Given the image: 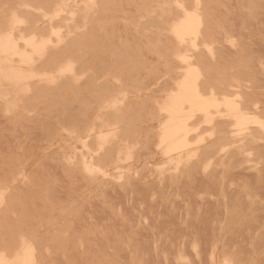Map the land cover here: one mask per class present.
Here are the masks:
<instances>
[{"label": "rangeland", "instance_id": "obj_1", "mask_svg": "<svg viewBox=\"0 0 264 264\" xmlns=\"http://www.w3.org/2000/svg\"><path fill=\"white\" fill-rule=\"evenodd\" d=\"M123 1H125L127 3H125V2L123 3ZM123 1L122 0H48V1L47 0H15V1L14 0H8V1L7 0H3V1L0 0V37H3L4 35H8L9 33H12V37L14 36L13 38L15 39V42H17V46L19 47L18 49L21 51H24L25 53H28L29 55L28 54L27 55L30 56L29 59H31V57H32L31 60H29L27 58L29 60V61H27V59H25V60L21 59L20 56H19V58H20L19 59L17 55H16V57H17L16 58L14 55H8V54H2V53L0 54V57H1L0 58V66H1L0 68L3 70V71H0V95H1L0 96V121L3 120L2 122H0V134H1L0 139H2V140H0V142H2V143H0V187H1L0 188V205H1L0 206V241L2 240L0 242V244H1L0 245V252L2 251L0 254L4 255V257L7 256L8 257V258L6 257L7 259H10L12 256H14L13 258L10 259L11 261H14L17 256H19L20 254H23V252H24L23 250H26L27 248H32L31 250L29 249V251H31L30 252V264H48L47 262H49V264H65V263L66 264H83L84 263L83 260H85L84 264H90V263L91 264H125V263L126 264H138L139 262H140V264H144V263L145 264H149V263L150 264H157V263L158 264H168L167 262L173 263V264L174 263L175 264H194V263L195 264H229L230 262H231L230 264H242V263L243 264H251L250 263L251 261H252V264H260V263L264 264V251H263L264 250V244H263L264 243V237H262V236H264V235H262V233L264 232V228H263L264 227V223H263L264 222V220H263V218H264V216H263L264 215V199H263L264 198V192H263L264 191V188H263L264 187V185H263L264 181H262L264 179V176H263L264 175V163L262 164V162H264V158H262V157H264V155H262V154H264V152H263L264 146H262V144H264V114H263L264 113V99H263L264 98V89H263L264 88V66H263L264 65V53H263V51H264L263 50L264 49V45H263L264 44V34H263L264 33V23H261V22H264V2H263L264 0H246V1L245 0H212L213 2H211V0H207V1H205V0H199V1L198 0H148V1L147 0H137V2L140 4V6H139V4H137V2L135 0H123ZM232 1H233V3H232ZM228 2H229V4H227ZM238 2H239V4H237ZM260 3H261V6H259ZM124 4L126 7L124 6ZM187 4H188V6H186ZM242 4L244 6H242ZM214 5L215 6L217 5L218 7L216 6L214 8ZM233 5L235 6L236 9L234 8ZM239 5H240V9L238 8ZM228 6H229V8H232V9H228L227 8ZM236 6H238V7H236ZM206 7H207V9H206ZM258 7H259V9H258ZM126 8H127V10H126ZM130 8H132V9H130ZM189 8H190V10H189ZM133 9H134V11H133ZM214 9H217V10H214ZM218 9H220V10L218 11ZM223 9H224V12L222 11ZM191 11H193V12L196 11L199 18H200V24L198 26V31H197L198 35H196V36L194 35L195 37H193L192 34L190 36L188 35L182 41V39L180 40V38H177V35L173 34V33H175L174 32V28L176 26L175 23H178L181 19H183L187 15V13L188 14H189V12L193 13ZM239 11L241 12V15H240ZM59 12H62V13L58 14ZM208 12L211 14H209ZM236 12H238V13L236 14ZM34 14H35V16H34ZM56 14H58V15H56ZM214 14H216L217 16L216 15L214 16ZM255 14L257 15V17ZM226 15H228V16H226ZM258 15H260V16H258ZM236 16H237V18H236ZM17 17L24 20V22H22L23 24L17 23V24H19V25H17L16 22H14L15 18H17ZM248 17H249V19H248ZM226 18H227V20H226ZM259 18H260V20H259ZM208 19H209V21L210 20L211 21L209 22ZM214 19H216V20L214 21ZM241 19H243V20L241 21ZM246 19H247V22H246V24H244ZM212 21H213V23H212ZM217 21H219L220 23ZM238 21H239V23H238ZM252 21H254V22H252ZM141 22H143V23H141ZM233 22L235 24H233ZM240 22H242L241 25H240ZM248 22H250V23H248ZM118 23H119V26H118ZM121 23L124 25H122ZM172 23H174V24H172ZM29 24H33V25H29ZM250 24H253V25H250ZM142 25H143V27H142ZM172 25L174 28L172 27ZM245 25L246 26L248 25L247 26L248 28ZM9 26L11 28H9ZM153 26H155V27H153ZM228 26H229V28H228ZM235 26L237 28L242 29V31H244L245 33L242 32L240 29L235 28ZM253 26H254V28H253ZM209 27L210 28L212 27L213 29L212 28L210 29ZM232 27L234 29H232ZM257 27L261 28L262 31H261V29H258ZM110 28H111V30H110ZM16 29H17V31H16ZM52 29L55 32H53ZM227 29H229L231 31H229ZM253 29H254V31H252ZM119 30H121L123 33L120 32ZM214 30H216V31H214ZM234 30L235 31L239 30L238 31L239 33L237 31L235 33ZM255 30H257V31H255ZM58 32H59V34H58ZM221 32L224 33V36H222L223 33H221ZM19 33L22 34L26 39L30 40L31 38H34V40H36V42H39V43L45 42V45L43 48L46 50H42L38 54H35L36 52L31 51L32 50L31 47L24 44V43H26V41L24 40V38H22V36L20 37ZM55 34H56V36H55ZM147 34H149L150 36ZM142 35L143 36L145 35V36L143 37ZM59 36L61 38H59ZM256 37H258L257 39H259L260 41L262 40L263 43L257 39L255 40ZM247 38H249V39H247ZM166 39H167V41H166ZM191 39H193L194 41L193 40L191 41ZM16 40H19V41H16ZM178 40H179V42L182 41L181 42L182 44L180 43V46H179ZM221 40H222V42H221ZM253 40H255L256 43ZM21 41H23V42H21ZM49 41L52 42L53 45ZM116 41H118V43ZM141 41H142V43H141ZM187 41H189V42H187ZM242 41H243V43H245V45L242 43ZM245 41H247V42H245ZM214 42H216V43H214ZM248 42L249 43L251 42L250 43L251 45L246 44ZM252 42H254L255 44ZM164 43L167 46L164 45ZM194 43H195V45H194ZM49 44H51V45L49 46ZM113 44H116L115 47H113L114 46ZM117 44H120V45L118 46ZM252 44L254 45V47ZM109 45H111V46L109 47ZM190 45H191V47H188ZM217 45H219V46H217ZM221 45H223L224 47ZM138 46H140L139 49H138ZM86 47H88V48H86ZM124 47H125V49H124ZM135 47H136V49H135ZM146 47H148V48H146ZM153 47H155V48L153 49ZM248 48H250V51ZM254 48H255V50H254ZM256 48L261 49V50L258 51V50H256ZM102 49H104V50H102ZM134 49H135V52H134ZM243 49L244 50L247 49L248 51L247 50L244 51ZM121 51L122 52L125 51V52L122 53ZM204 51H206V53ZM228 51H229V53H227ZM243 51L245 53L249 52V54H245V53H243ZM66 52H67V54H66ZM178 52L180 55L178 54ZM186 52L188 53V56H189L187 61H190L191 64L190 63L188 64L187 61L185 64V60L183 59V56H185L184 53L187 55ZM222 52H224V53H222ZM252 52L254 54H252ZM259 52H260V54H258ZM33 53L35 55H33ZM131 53H132V55H131ZM163 53H165V54H163ZM166 53L169 54V56H171V57L169 58V56H167ZM225 53H227V55ZM231 53H232V55H231ZM239 54L242 56H238ZM181 55H182V58L180 57ZM244 55H245V57H244ZM261 55L263 58L261 57ZM12 56H13V58L14 57L15 58L14 59L11 58ZM192 56H194V57H192ZM236 56H238L237 59H236ZM246 56H248V58ZM144 57H145V59H144ZM152 57H154V58H152ZM175 57H178V58L180 57V59L175 58ZM204 57H205V59H203ZM222 57L224 59L227 58V60L230 59L231 61L230 60L227 61L226 59L224 60ZM208 58H209V60H207ZM239 58L241 60H239ZM101 59H103V60H101ZM195 59H197V60H195ZM218 59H219V61H218ZM70 60L73 62H71ZM140 60H141V62H140ZM183 60H184V62H183ZM223 60L228 62V63L224 62ZM242 60H244V61L246 60V61L245 62L243 61L244 62L243 63ZM256 60L258 63H256ZM19 61H20V63H19ZM21 61H23V62H21ZM220 61H221V63H220ZM237 61L240 65L237 63ZM25 62L27 64H25ZM130 62H131V64H130ZM206 62L208 64L210 63V65H208ZM222 62H224V63H222ZM230 62L231 63L233 62L232 65ZM95 63H97L99 65H97ZM212 63H214V64H212ZM234 63L238 64V65H236L237 67L235 66ZM33 64L36 66H33ZM91 64H93V65H91ZM243 64L245 66H243ZM89 65H90V67H89ZM188 65H192V66L194 65L195 68H198V69L194 70L195 73L193 71L191 74H189L187 69L190 66H188ZM202 65H203V67H202ZM219 65L221 68L220 67L217 68V66H219ZM226 65H228V66H226ZM149 66H151V67H149ZM169 66H170V68H169ZM173 66L176 68L174 69ZM178 66L181 68H179ZM213 66L216 68H213ZM230 66L231 67L233 66V67L231 68ZM250 66H252V67L256 66L255 67L256 70L254 69V67L250 68ZM71 67H73V68H71ZM223 67H226V68H223ZM242 67H243V69H242L243 71L241 70ZM244 67H245V69H244ZM258 67L260 69H258ZM35 68H37V69H35ZM67 68H71L72 70L69 69L70 70L69 71ZM64 69L68 70L69 72L64 71ZM161 69H162V71H161ZM219 69H221V70H219ZM237 69H238V71H240V73L236 72ZM252 69L255 71H253ZM24 70H26V71H24ZM73 70H74V72H71ZM168 70L170 71V73ZM197 70H199V71H197ZM246 70H247V73H246ZM61 71L63 73H61ZM217 71H219V72H217ZM65 72H67V73H65ZM224 72L228 75V77L226 74H224ZM235 72H236V74H232ZM243 72H245V73H243ZM249 72H251V74ZM252 72H253V74H252ZM254 72H256L257 75ZM257 72H259V73H257ZM133 73H134V75H133ZM149 74L151 77L152 76L153 77L151 78L149 76ZM185 74H187L188 76ZM237 74H239V75L242 74L243 79H245V78H247V79L243 80L242 77L241 76L238 77L239 75H237ZM17 75H22V76L20 78L15 77ZM38 75L40 77H38ZM205 75H206V77H205ZM234 75H236V76H234ZM253 75L256 78L252 77ZM43 76L45 78H43ZM135 76H136V78H135ZM245 76H247V77H245ZM140 77H142V78H140ZM189 77H191V80H192V78L196 79L195 82H197V83H195V84L197 85V87L199 88V90L203 94L205 93V96L211 97L212 96L211 94H213V91H215L214 92L215 98H217V102H219V101L220 102L216 106L215 105L212 106L213 108L210 107L211 109H209L208 114H205L203 112H195L194 118L190 120L191 129H192L193 133L192 132L189 133L187 145L183 148L172 149L168 146L167 143H165L163 145L161 144L160 136L162 137V135H163V132L161 133V130L163 131V129H165L166 126L164 125V123L168 124L169 123L168 118L170 119V114L169 115L166 114V112H165L166 110H164L163 108L165 107L166 103H167L166 106H168L169 104L171 105V103L174 101L173 100L174 96L175 97L177 96L175 94L176 93L180 94L181 89H180V86H178V85L181 84V81L186 82L187 79L190 80ZM210 77H212V79H214V78L215 79L212 80ZM248 77H249V81H248ZM7 78H9V79H7ZM39 78H42V79H39ZM51 78H52V80H51ZM150 78H151L152 83L154 82L153 84L150 81H148V80H150ZM198 78H200V79H198ZM48 79H50V80H48ZM54 79H56V80H54ZM210 79H211V81H210ZM144 80H147V81H144ZM163 80H165L166 82L165 81L163 82ZM220 80H222V81H220ZM252 80H253V82H252ZM260 80L262 82H260ZM167 81L168 82L170 81L169 82L170 84ZM209 81L211 83H209ZM225 81H227V82H225ZM256 81H257V83H256ZM144 82H146V83H144ZM161 82L164 83V86H163V84H161ZM200 83L202 85H200ZM182 84L184 87L185 86L184 83H182ZM229 84H231V85H229ZM249 84H251V85H249ZM161 85L163 88L161 87ZM158 87L159 88L161 87L160 90L158 89ZM168 87H170L171 89ZM183 87L181 86L182 90L184 89ZM251 87H253V88H251ZM178 88L180 89V91ZM209 88L210 89L212 88L213 90L211 89L212 90L211 91V90H209ZM250 88H251V90H250ZM28 89L30 90V92L29 91L26 92ZM156 89L159 92L156 91ZM104 90H105V92H104ZM170 90H172V91H170ZM227 90H228V92H230L232 94L227 93ZM169 91H170V94H169ZM173 92L175 94H173ZM209 93H210V95H209ZM222 93H224V94H222ZM247 93L248 94L251 93V94L248 95ZM257 95L258 96L263 95V96L262 97L260 96V98H258ZM2 96L5 98H3ZM60 96H61V98H60ZM170 96L172 97V100H171ZM222 96L225 98L226 97H231L232 99L234 98L237 102L240 103L241 108L248 114L249 117H252L253 119L258 118L257 120L262 122V124L252 121V122H249L250 124L247 123L246 125H244L243 128L236 126V117L234 116L233 113L228 112L229 109L226 106V102H223L224 99L222 98ZM6 97H8L7 98L8 100L6 99ZM219 97H221L222 99ZM251 97H253V98H251ZM254 98H255V102H254ZM221 101H222V103H221ZM249 101H250V103H249ZM35 103H36V105H35ZM261 104H263V105H261ZM219 105H221V106L219 107ZM222 105H224V106H222ZM249 105H251V107H248ZM8 109H9V111H8ZM93 109H95V110H93ZM250 109H252V110H250ZM6 110H7V112H6ZM215 111H217V112H215ZM223 112H224V114H223ZM92 113L96 114V116L93 115ZM167 113H169V112H167ZM251 113H254V114H251ZM204 114H205V117H204ZM255 114H257V115H255ZM85 115H86V117H85ZM167 115L169 116L168 118H167ZM195 115H198V116H195ZM87 116H89V117H87ZM99 116H101V117L99 118ZM1 117H3V118H1ZM206 117H208V118H206ZM97 118H99V119L96 120ZM111 118L115 122H113V120ZM165 118H167V119H165ZM1 123L2 124L4 123V124L1 125ZM158 123H159V125H158ZM228 123L229 124L231 123V124L229 125ZM108 126H109V129H108ZM159 126L161 128H159ZM36 128H37V130H36ZM195 128H197V129H195ZM92 129H95V131H93ZM156 129H160V131L156 130ZM38 130H40V131H38ZM80 130H82V131H80ZM91 130H92V132L90 133ZM110 130H112V131H110ZM196 130H197V132H196ZM38 132H41V133L38 134ZM53 132H54V134H53ZM106 132H113V133H106ZM126 132L127 133L129 132V134H127ZM71 133L74 135H72ZM105 133L107 136H105ZM108 134H111L112 137H110V135H108ZM20 135H21V137H19ZM34 135H36V136H34ZM101 135H103V137H105V138H103V140H104L103 145L101 144L103 142L101 139V137H102ZM51 136H52V138H51ZM114 136H116V138ZM126 136H128V137L126 138ZM37 137H39V138H37ZM87 137H88V139H87ZM158 137L160 138V142L157 143V141L159 140ZM8 138H10V139H8ZM19 138H20V140H19ZM32 138L34 141L33 140L31 141ZM124 138H125V141H124ZM98 139H99V142H97ZM155 139H157V141H155ZM40 140H43V141H40ZM86 140H88V141H86ZM10 141H12V143ZM23 141H24V143H23ZM49 141H52V142H49ZM81 141L83 142V144L84 143L85 144L83 145ZM144 141H145V144H144ZM105 142H106V144H105ZM148 142H149V144L147 145ZM27 143H29L31 148H30V146L27 145ZM153 143H155V144H153ZM157 144H159V145L161 144V146L158 145L156 147ZM257 144L258 145L261 144V145L258 146ZM39 145H41V146H39ZM86 145H88V146L86 147ZM96 145H101L100 146L101 150H99V147ZM136 145H137V147H136ZM151 145L156 149L154 150V148ZM3 147H5V149ZM135 147H136V150H135ZM41 148H42V150H41ZM84 148H86V149H84ZM131 148L132 149L134 148V149L132 150ZM76 149H78V150H76ZM102 149H104V150H102ZM162 149L165 151H163ZM251 149H253V151ZM115 150H117V151H115ZM3 151H5V152H3ZM96 151H98V152H96ZM142 151H144L143 154H142ZM259 151H261V152H259ZM32 152H34V153H32ZM94 152L96 153L95 155L93 154ZM111 152H112V154H111ZM114 152H115V154H114ZM8 153H10V154H8ZM20 153H21V155H20ZM79 153H82V154L79 155ZM130 153H132V154H130ZM97 154H99V156ZM113 154L115 156H113ZM53 155H55V156H53ZM58 155H59V158H58ZM91 155H94V156L92 157ZM125 155L126 156L129 155L127 157V159H125L126 158ZM210 155H212V156H210ZM221 155H222V157H221ZM68 156H69V158H68ZM83 157H85V159ZM73 158H75L76 160ZM122 158H124V159L122 160ZM226 158H228V160ZM251 158L253 160H251ZM254 158H256L257 160H254ZM72 159H73V161H72ZM83 159L85 160V162L83 161ZM87 159H89V160H87ZM110 159H111V161H110ZM236 159H238L240 162L237 163ZM125 160L127 162H125ZM43 161L45 164L43 163ZM50 161L52 162V164ZM233 161H234V163L232 164ZM216 162H219V163H216ZM56 163H57V165H56ZM86 163H87V166H86ZM53 164H54V166H53ZM164 164H165V166H164ZM49 165H51L50 169H49L50 171L47 169V167L49 168ZM200 165H202V166H200ZM231 165H233V166H231ZM58 166H59V168H58ZM93 166H94V169L92 170ZM193 166H195V167H193ZM88 167H90V168H88ZM155 167H157V168H155ZM215 167H216V170L214 169ZM122 168H123V171H122ZM5 169H7L6 172H5ZM39 169H42V170L38 171ZM45 169H46V171H45ZM220 169H222V170H220ZM231 169H234V170H231ZM32 170H33V172L37 171V174L34 175L33 172H31ZM58 170H60V171H58ZM192 170L193 171L196 170V172H193ZM229 170H230V172H229ZM200 171H201L202 175L200 174ZM7 172H9V173H7ZM55 172L56 173L59 172L60 174L59 173L56 174ZM189 172H190V174H189ZM210 172H212V173H210ZM227 172L230 175L233 173L231 175L232 177ZM246 172H248V173H246ZM255 172L257 173L256 175L254 174ZM40 173H41V175H39ZM50 173L55 174V175L52 176V174H50ZM143 173L144 174L148 173V174H145L146 175L145 176ZM43 174H44V176H43ZM119 174L122 175L124 178L121 177ZM198 174H200V175H198ZM212 174L214 176H212ZM217 174L218 175L221 174V175L217 176ZM38 175L41 179L38 178ZM188 175H190V176H188ZM226 175H227V177H226ZM241 175H242V177H241ZM243 175H244V178H243ZM253 175H255L257 178L253 177ZM41 176H43L45 181L43 180V178ZM165 176L167 178H165ZM192 176H194V179H192L193 178ZM63 177H65V178H63ZM78 177L79 178L81 177V178L79 179ZM198 177H202V178H198ZM216 177H217V179H216ZM249 177H250V180H248ZM195 178H197V179H195ZM227 178H229L228 180L230 182H228ZM231 178L234 181H231ZM58 179H61V180H58ZM242 179H244V180H242ZM254 179H255V183L253 181ZM36 180H38V181L35 182ZM208 180H210V181H208ZM43 181H44V183H43ZM167 181H168V184H167ZM199 181L202 182V184H205L206 186L204 187V185H202V187L200 188L201 183ZM206 181H208V182H206ZM248 181L251 183H249ZM34 182L36 184H34ZM40 182H41V184H40ZM47 182H49V183H47ZM135 182H137V184ZM187 182H189V184H186ZM203 182H205V183H203ZM224 182L225 183L228 182L227 186L229 189L227 188L228 189L227 191H229V192L226 191L225 188L227 186L224 187V185H226V184H224ZM236 182H237V184H235ZM37 183H38V185H37ZM133 183L135 184V186ZM212 183H214V184H212ZM240 183H241V186H240ZM58 184H60L62 187H59L60 185H58ZM156 184L158 187L156 186ZM165 185H167V186H165ZM180 185L182 186V189L180 188L181 187ZM31 186H33V187H31ZM137 186H138V189L141 186H142V188H140L139 190L134 189V188H137ZM153 186H156L157 188H155ZM163 186H165V188ZM251 186H253V187H251ZM258 186H259V188H257ZM81 187H82V189H80ZM183 187H186V188L188 187L187 188L188 191H186L185 188L183 189ZM207 187H209L208 190H210V191H208L206 189ZM214 187H216L217 190ZM55 188H58V189H55ZM110 188H111V190H110ZM203 188H205L204 190H206L208 193L204 192ZM4 189H6V191H7L6 193H4V191H5ZM76 189L79 192L76 191ZM154 189H156V190H154ZM197 189H199V191ZM213 189H215V190H213ZM234 189H235V191L237 189L239 191L237 190V192H235ZM56 190H58V191H56ZM67 190H69V191H67ZM135 190L137 191V193H135L136 192ZM145 190H147L149 192V194ZM164 190H165V193H167V194L164 193ZM63 191H64V193L65 192H68V193L64 194ZM116 191H118L119 193L117 192L118 193L117 194ZM157 191H159V192H157ZM185 191L188 194L185 193ZM194 191H198L199 193L196 194ZM215 191H216V193H215ZM217 191H219V194H217L218 193ZM230 191H231V193H230ZM258 191H260V192H258ZM128 192H130V194ZM138 192H141L142 194L145 193L144 194L145 197L148 195H149V197L145 198L143 196V198H144L143 199L142 194L141 193L139 194ZM209 192H211V193L209 194ZM225 192H227V193L224 194ZM261 192H263V193H261ZM1 193H3V194H1ZM146 193L148 195H146ZM179 193L180 194L182 193L181 194L182 196ZM236 193L237 194L239 193L238 197H237ZM108 194L111 197L107 196ZM115 194H116V197H115ZM133 194H135V195H133ZM186 194H187V196H185L186 197L185 198L184 195H186ZM119 195L123 197L122 199L124 202H122L121 198H120L121 201L118 200ZM128 195L131 198V199L129 198V200H128ZM192 195H193V197H192ZM214 195L216 197H214ZM62 196L66 197V198H64ZM242 196L244 197V199H241V198H243ZM262 196H263V198H262ZM190 197L193 198V200L190 201V199H191ZM138 198H140V199H138ZM232 198H234V200ZM96 199L98 201H96ZM102 199H103V201H101ZM113 199H115V200H113ZM136 199L139 201H137ZM196 199H198V200H196ZM205 199H206V201H205ZM207 199H208V201H207ZM134 200L137 201V203L136 202L132 203ZM176 200H178V201L180 200V201L178 202ZM185 200H186V202H185ZM238 200H239V202H238ZM111 201H113V202H111ZM114 201L116 202V204ZM145 201L146 202L148 201V202L146 203ZM149 201H150V203H149ZM209 201H212V202H209ZM231 201H232L233 205H237V206H235V209H234V206L231 205ZM155 202H157V203H155ZM159 202H160V204H158ZM169 202H171V203L169 204ZM182 202H183V204H182ZM206 202H207V204H206ZM237 202L239 205L237 204ZM240 202H242V203L244 202L245 204L244 203L240 204ZM1 203L2 204L4 203L3 204L4 206H2ZM27 203H28V205H27ZM99 203L103 207H101L99 205ZM126 203H127V205H126ZM163 203H164V205H163ZM213 203H216V205ZM38 204H40L41 206L43 204V206L41 207ZM117 204H119L120 206L118 205V207L115 209V206H117ZM151 204H152V207H151ZM180 204H182V205H180ZM212 204H213V206L215 205L214 207H216V208L211 207ZM223 204H224V207H223ZM17 205H19V206L17 207ZM97 205H99V206H97ZM108 205H111V206L108 207ZM128 205H130V206L128 207ZM147 205H149V206H147ZM173 205H174V207H173ZM218 205H219V207H218ZM196 206H197V209H196ZM248 206L250 207V209ZM28 207L30 209V212L33 209V211L31 213L28 211L29 210ZM132 207H134V208L131 209ZM162 207H163V209H162ZM204 207H206V209H207V211L205 213L206 215L204 214V212H205ZM221 207H223L224 209ZM97 208L100 210H98ZM151 208L152 209L154 208L153 211ZM176 208H178V209H176ZM208 208L210 211L208 210ZM241 208L243 209V211ZM85 209H86V212H85ZM126 209L127 210L129 209V210L127 211ZM142 209L144 211L145 210L146 211L144 212ZM164 209L167 210V212L164 211ZM180 209H182L183 211ZM96 210H98V212ZM101 210H103V212H101ZM124 210H125V212H124ZM133 210H134V212H133ZM149 210H151V211H149ZM178 210H180V211H178ZM91 211H92V213H91ZM104 211H105V213H104ZM126 211H127V214H125ZM201 211H203V212H201ZM219 211L221 214L219 213ZM244 211H245V213H242ZM140 212L146 213V214L148 213L147 215L149 217L146 214L144 216V214H141ZM161 212L163 213V215ZM184 212H186V213H184ZM41 213L44 215H42ZM96 213L99 214V216ZM100 213H101V215H100ZM108 213H110V214H108ZM151 213H153V215H151ZM164 213L167 215H165ZM202 213L204 214V216ZM241 213H242V215H241ZM95 214H96V217H95ZM219 214H220V216H219ZM8 215H10V216H8ZM127 215H129V216H127ZM137 215H139V216H137ZM140 215H142L144 217H142ZM171 215H172V218H171ZM243 215H244V218H243ZM255 215H257L258 217ZM40 216L42 219L40 218ZM162 216H164V217H162ZM169 216H170V219H169ZM174 216L176 218H174ZM200 216H202V217H200ZM206 216H209V219H207L208 217H206ZM221 216H222V218H221ZM81 217H83V218H81ZM105 217H106V220L105 219L103 220V218H105ZM128 217H130L131 219H132V217L133 218L135 217L134 218L135 220L132 219L134 222L131 219H130L131 221H128V219H127ZM151 217H153V218H151ZM211 217L213 219L216 218L217 221L216 220L214 221ZM245 217H246V219H245ZM10 218H12V219H10ZM31 218H33V219H31ZM95 218H96V220H95ZM107 218H108V220H107ZM147 218H149V219H147ZM155 218H156V220H154ZM193 218L194 219L196 218V219L194 220ZM238 218H240V219H238ZM258 218H259V221L257 220ZM121 219L123 220V222ZM176 219H177V222H176ZM192 219H193V221L190 222ZM235 219H236V222H235ZM252 219H254L253 220L254 222L252 221ZM32 220H34V221H32ZM76 220L78 223L76 222ZM100 220H101V222H100ZM139 220H141V221H139ZM148 220L149 221L152 220V223L151 222L149 223ZM162 220L164 222H165V220L167 222L169 221L170 223L165 222L166 223L165 224ZM170 220L171 221L173 220L172 221L173 223ZM232 220H233V222H232ZM260 220H261V223H260ZM142 221L143 222L145 221V223H143ZM187 221H188V223H187ZM209 221H212V222H209ZM221 221H222V223H221ZM14 222H15V224H14ZM99 222H100V224H99ZM159 222H160V224H159ZM200 222H202V223H200ZM12 223L14 225H12ZM30 223H31V226L29 225ZM101 223H103V224H101ZM109 223H112V224H109ZM120 223H122V224H120ZM176 223H179V224H176ZM207 223L208 224L211 223V224H209L210 226ZM216 223H218V225ZM247 223L249 225H252V226H248ZM107 224H108V226H107ZM150 224H155V225H150ZM193 224H195V225H193ZM260 224H261V226H260ZM32 225H34L36 228H34ZM120 225H121V227H120ZM159 225H161V226H159ZM162 225H163V227H162ZM75 226L78 228L75 229L76 228ZM143 226H145V227H143ZM154 226H157V227H154ZM103 227L105 230L103 229ZM117 227H119V228L117 229ZM125 227H127V228H125ZM140 227H141V230H139ZM151 227H153V228H151ZM180 227H182L183 229L185 228V230H183ZM192 227H193V230H192ZM230 227L233 229H231ZM247 227H249L251 229H249ZM159 228H161L162 231L164 230L163 234H162L161 229H159ZM169 228H172V232L175 229L174 231L176 233L175 232L172 233L171 231H168ZM238 228H240L241 230ZM259 228H260V230H259ZM110 229H112V230H110ZM148 229H149V231H148ZM197 229H198V231H197ZM92 230H94V231H92ZM177 230L179 233L177 232ZM182 230H183V233L180 232ZM191 230H192V232L194 231L193 232L194 234L191 232ZM101 231H102V233H101ZM112 231H113V233H112ZM141 231L143 234L140 233ZM196 231H197V233H196ZM206 231H209V232H207L205 234L204 232H206ZM261 231H263V232L259 233ZM120 233H122V234H120ZM145 233H147V234L145 235ZM168 233H171L170 234L171 236L167 235ZM209 233H210V235H209ZM217 233H218V235H217ZM108 234H110V235H108ZM138 234H140V235H138ZM156 234L159 235V236L157 235L159 237V239H157L158 237L156 236ZM188 234L192 240L191 241L192 243L190 242ZM222 234L223 235L225 234V235L223 236ZM245 234H246V236H245ZM249 234L252 236H250ZM259 234H260V239L258 237ZM71 235H73V236H71ZM152 235H153V237H152ZM165 235H166V238H165ZM175 235L177 236V238L175 237ZM235 235H236V237H235ZM144 236H145V239H144ZM148 236H150L149 237L150 240H148L149 239ZM162 236H163L164 240L162 239ZM167 236H169L171 238H169ZM186 236H188V237L186 238ZM198 236L200 238H198ZM220 236H222V237H220ZM240 236L243 238H241ZM22 237H24V238H22ZM112 237H114V238H112ZM178 237H179V239H178ZM180 237H181V240H180ZM251 237H254V238H251ZM75 238H76V240H75ZM111 238L113 239V241ZM146 238L148 241L146 240ZM208 238H210V239L208 240ZM248 238H249V240H248ZM261 238H263V239L261 240ZM8 239H9V241H8ZM139 239L141 240V242L139 241ZM142 239L146 243H144V241ZM170 239H172L171 241H173V242H171ZM259 240H261V243H259ZM197 241L200 243H198ZM212 241H214V242H212ZM228 241L230 242V244L228 243ZM21 242H23V243H21ZM25 242H27V243H25ZM164 242H166V243H164ZM189 242H190V244H189ZM224 242L228 243L229 247H228V244L225 245ZM171 244H173L174 246ZM188 244L190 247L188 246ZM222 244H224V246ZM241 244H242V246H241ZM2 245H3V247H2ZM102 245L105 247H103ZM147 245L149 246V248ZM153 245H154V247H152ZM156 245L157 246L160 245V246H158L160 248H156L157 247ZM179 245L181 246V248H179ZM184 245L189 250L190 249L191 250L189 251L187 248H185ZM238 245H240V246L238 247ZM243 245H244V247H243ZM246 245H248V246H246ZM253 245L254 246L256 245V247H254ZM257 245L259 246V248ZM16 246H18V247H16ZM161 246H162L163 250H162ZM209 246H210V248H209ZM15 247H16V249H15ZM92 247L94 249L96 248V250H94ZM168 247H170V248H168ZM171 247H172V250H171ZM174 247L177 248V250L175 248L176 251L174 250ZM206 247H208V248H206ZM245 247H247V248L250 247L251 250H250V248L246 249ZM11 248H13V249H11ZM125 248H126V250H125ZM138 248H139V251H138ZM141 248H143V249H141ZM145 248H147L148 250H145ZM165 248H166L167 253L165 251ZM97 250L99 252L96 253ZM108 250H110V251H108ZM130 250H132V251H130ZM157 250H158V252H157ZM187 250L189 252H192L194 256L191 255L192 253H188ZM224 250L226 251V253H228L227 255H225L226 253L224 252ZM12 251H14V252H12ZM86 251H88V252H86ZM135 251L137 254L135 253ZM143 251H144V253H143ZM147 251H149L151 253H149ZM174 251L176 252V254ZM186 251L188 254L186 253ZM238 251H239V253L242 251L243 252L241 254H239ZM44 252H45V255H44ZM119 252H120V254H118ZM156 252H157V255H156ZM160 252H162V253H160ZM169 252L173 253V255ZM11 253H12V255H11ZM127 253L128 254L130 253L131 256L128 255ZM147 253L149 254L148 256L145 255ZM153 253L155 256L153 255ZM200 253H202V254H200ZM259 253H261V254H259ZM73 254L77 258H75V256L73 257L72 256ZM139 254H142V255H139ZM189 254H190L191 258H194V259H191L190 256H188ZM246 254H248V259H247ZM127 255H128V257H127ZM137 255H138V257H137ZM170 255H172V256H170ZM207 255H208V257H207ZM86 256L88 258H91V257L92 258L87 260L88 258ZM89 256H91V257H89ZM72 257H73L74 261L72 260ZM78 257H80V258H78ZM160 257H161V260H160ZM167 258L169 261L167 260ZM169 258L171 260H173V259L174 260L171 261ZM78 259H80L81 261H79ZM104 259H105V261H104ZM110 259H112V260H110ZM126 259L129 261H125ZM145 259H148V260H145ZM244 259L247 262L244 261ZM64 260H66V261L64 262ZM101 260H103V261H101ZM144 260L146 262L148 261L149 263L148 262L146 263ZM241 260H242V263L240 262ZM57 261H59V262H57ZM69 261H71V262H69ZM93 261H95V262H93ZM108 261H111V262L108 263ZM117 261H118V263H117ZM193 261H195V262H193ZM154 262H156V263H154Z\"/></svg>", "mask_w": 264, "mask_h": 264}, {"label": "bare ground", "instance_id": "obj_2", "mask_svg": "<svg viewBox=\"0 0 264 264\" xmlns=\"http://www.w3.org/2000/svg\"><path fill=\"white\" fill-rule=\"evenodd\" d=\"M2 1H3V0H2ZM7 1H8V0H7ZM14 1H15V0H14ZM47 1H48V0H47ZM122 1H123V0H122ZM135 1L137 2V0H135ZM147 1H148V0H147ZM198 1H199V0H198ZM205 1H207V0H205ZM245 1H246V0H245ZM54 2H55V1H54ZM79 2H80V1H79ZM117 2H118V1H117ZM124 2H125V1H123V3H124ZM140 2H141V1H140ZM202 2H203V1H202ZM211 2H213V1L211 0ZM221 2H222V1H221ZM225 2H226V1H225ZM234 2H235V1H234ZM253 2H254V1H253ZM258 2H259V1H258ZM263 2H264V1H263ZM2 3H3V2H2ZM51 3H52V2H51ZM125 3H127V2H125ZM141 3H142V2H141ZM177 3H178V2H177ZM180 3H181V2H180ZM209 3H210V2H209ZM232 3H233V1H232ZM243 3H244V2H243ZM249 3H250V2H249ZM255 3H256V2H255ZM10 4H11V3H10ZM135 4H136V3H135ZM137 4H139V3L137 2ZM204 4H205V3H204ZM207 4H208V3H207ZM227 4H229V2H228ZM237 4H239V2H238ZM240 4H241V3H240ZM246 4H247V3H246ZM118 5H119V4H118ZM251 5H252V4H251ZM253 5H254V4H253ZM124 6H125V4H124ZM128 6H129V5H128ZM139 6H140V4H139ZM186 6H188V4H187ZM204 6H205V5H204ZM216 6H217V5H216ZM216 6L214 5V8H215ZM226 6H227V5H226ZM233 6H234V5H233ZM242 6H244V5L242 4ZM242 6H241V7H242ZM259 6H261V3H260ZM121 7H122V6H121ZM125 7H126V6H125ZM125 7H124V8H125ZM196 7H197V6H196ZM210 7H211V6H210ZM217 7H218V6H217ZM236 7H238V6H236ZM250 7H251V6H250ZM250 7H249V8H250ZM254 7H255V6H254ZM227 8H228V9H232V8H229V6H228ZM234 8H235V6H234ZM238 8L240 9V5H239ZM49 9H50V8H49ZM130 9H132V8H130ZM187 9H188V8H187ZM206 9H207V7H206ZM209 9H210V8H209ZM235 9H236V8H235ZM258 9H259V7H258ZM11 10H12V9H11ZM124 10H125V9H124ZM126 10H127V8H126ZM126 10H125V11H126ZM128 10H129V9H128ZM189 10H190V8H189ZM214 10H217V9H214ZM219 10H220V9H218V11H219ZM6 11H7V10H6ZM115 11H116V10H115ZM131 11H132V10H131ZM133 11H134V9H133ZM184 11H185V10H184ZM222 11L224 12V9H223ZM249 11H250V10H249ZM258 11H259V10H258ZM108 12H109V11H108ZM120 12H121V11H120ZM135 12H136V11H135ZM172 12H173V11H172ZM185 12H186V11H185ZM191 12H193V11H191ZM220 12H221V11H220ZM231 12H232V11H231ZM239 12H240V11H239ZM251 12H252V11H251ZM262 12H263V11H262ZM27 13H28V12H27ZM60 13H62V12H59L58 14H60ZM64 13H65V12H64ZM114 13H115V12H114ZM133 13H134V12H133ZM208 13H209V12H208ZM214 13H215V12H214ZM225 13H226V12H225ZM234 13H235V12H234ZM237 13H238V12H236V14H237ZM258 13H259V12H258ZM260 13H261V12H260ZM58 14H56V15H58ZM119 14H120V13H119ZM209 14H211V13H209ZM209 14H208V15H209ZM220 14H221V13H220ZM223 14H224V13H223ZM262 14H263V13H262ZM262 14H261V15H262ZM56 15H55V16H56ZM135 15H136V14H135ZM215 15H216V14H214V16H215ZM233 15H234V14H233ZM240 15H241V12H240ZM252 15H253V14H252ZM255 15H256V14H255ZM28 16H29V15H28ZM34 16H35V14H34ZM211 16H212V15H211ZM216 16H217V15H216ZM218 16H219V15H218ZM220 16H221V15H220ZM224 16H225V15H224ZM226 16H228V15H226ZM238 16H239V15H238ZM258 16H260V15H258ZM59 17H60V16H59ZM166 17H167V16H166ZM205 17H206V16H205ZM230 17H231V16H230ZM230 17H229V18H230ZM256 17H257V15H256ZM207 18H208V17H207ZM215 18H216V17H215ZM231 18H232V17H231ZM236 18H237V16H236ZM238 18H239V17H238ZM243 18H244V17H243ZM210 19H211V18H210ZM248 19H249V17H248ZM250 19H251V18H250ZM256 19H257V18H256ZM262 19H263V18H262ZM262 19H261V20H262ZM40 20H41V19H40ZM164 20H165V19H164ZM172 20H173V19H172ZM212 20H213V19H212ZM215 20H216V19H214V21H215ZM226 20H227V18H226ZM231 20H232V19H231ZM233 20H234V19H233ZM239 20H240V19H239ZM242 20H243V19H241V21H242ZM252 20H253V19H252ZM257 20H258V19H257ZM257 20H256V21H257ZM259 20H260V18H259ZM125 21H126V20H125ZM145 21H146V20H145ZM208 21H209V19H208ZM210 21H211V20H210ZM210 21H209V22H210ZM221 21H222V20H221ZM228 21H229V20H228ZM234 21H235V20H234ZM236 21H237V20H236ZM14 22H16V24H17V23H22V22H24V20L21 19V18H18V17H17V18H15ZM169 22H170V21H169ZM217 22H219V21H217ZM224 22H225V21H224ZM243 22H244V21H243ZM246 22H247V19H246V21L244 22V24H246ZM252 22H254V21H252ZM119 23H120V22H119ZM119 23H118V26H119ZM141 23H143V22H141ZM212 23H213V21H212ZM219 23H220V22H219ZM238 23H239V21H238ZM241 23H242V22H240V25H241ZM248 23H250V22H248ZM256 23H257V22H256ZM261 23H264V22H261ZM16 24H15V25H16ZM22 24H23V23H22ZM121 24H122V23H121ZM154 24H155V23H154ZM172 24H174V23H172ZM175 24H176L175 28H174L173 25H172V27L174 28V32H175V33H173V34H174V35H177V38H180V40L182 39V41H183V40L186 38V36H188V35L190 36V35L192 34L193 37H195L196 35H198V34H197V31H198V26H199V24H200V18H199V16H198V14H197L196 11H194L193 13H190V12H189V14L187 13V15H186L183 19H181L178 23H175ZM207 24H208V23H207ZM225 24H226V23H225ZM225 24H224V25H225ZM233 24H235V23L233 22ZM233 24H232V25H233ZM253 24H254V23H253ZM253 24H250V25H253ZM17 25H19V24H17ZM29 25H33V24H29ZM50 25H51V24H50ZM122 25H124V24H122ZM155 25H156V24H155ZM211 25H212V24H211ZM216 25H217V24H216ZM222 25H223V24H222ZM227 25H228V24H227ZM256 25H257V24H256ZM259 25H260V24H259ZM209 26H210V25H209ZM212 26H213V25H212ZM242 26H243V25H242ZM245 26H246V25H245ZM247 26H248V25H247ZM247 26H246V27H247ZM261 26H262V25H261ZM15 27H16V26H15ZM142 27H143V25H142ZM153 27H155V26H153ZM169 27H170V26H169ZM243 27H244V26H243ZM246 27H245V28H246ZM250 27H251V26H250ZM259 27H260V26H259ZM9 28H11V27L9 26ZM164 28H165V27H164ZM209 28H210V27H209ZM211 28H212V27H211ZM211 28H210V29H211ZM226 28H227V27H226ZM228 28H229V26H228ZM235 28H237V27L235 26ZM247 28H248V27H247ZM253 28H254V26H253ZM255 28H256V27H255ZM257 28H258V27H257ZM13 29H14V28H13ZM96 29H97V28H96ZM114 29H115V28H114ZM116 29H117V28H116ZM118 29H119V28H118ZM124 29H125V28H124ZM212 29H213V28H212ZM232 29H234V28L232 27ZM237 29H240V28H237ZM258 29H261V28H258ZM11 30H12V29H11ZM108 30H109V29H108ZM110 30H111V28H110ZM121 30H122V29H121ZM121 30H119V31L122 32ZM129 30H130V29H129ZM142 30H143V29H142ZM167 30H168V29H167ZM216 30H217V29H216ZM216 30H214V31H216ZM227 30H229V29H227ZM240 30L242 31V29H240ZM248 30H249V29H248ZM16 31H17V29H16ZM25 31H26V30H25ZM52 31H53V29H52ZM99 31H100V30H99ZM117 31H118V30H117ZM211 31H212V30H211ZM229 31H231V30H229ZM234 31H235V30H234ZM236 31H237V30H236ZM236 31H235V33H236ZM238 31H239V30H238ZM238 31H237V32H238ZM246 31H247V30H246ZM252 31H254V29H253ZM255 31H257V30H255ZM259 31H260V30H259ZM259 31H258V32H259ZM261 31H262V29H261ZM261 31H260V32H261ZM9 32H10V31H9ZM12 32H13V31H12ZM35 32H36V31H35ZM53 32H55V31H53ZM96 32H97V31H96ZM110 32H111V31H110ZM141 32H142V31H141ZM141 32H140V33H141ZM152 32H153V31H152ZM227 32H228V31H227ZM242 32H244V31H242ZM33 33H34V32H33ZM93 33H94V32H93ZM122 33H123V32H122ZM211 33H212V32H211ZM213 33H214V32H213ZM221 33H223V32H221ZM233 33H234V32H233ZM238 33H239V32H238ZM238 33H237V34H238ZM244 33H245V32H244ZM244 33H243V34H244ZM262 33H263V32H262ZM19 34H20V33H19ZM58 34H59V32H58ZM102 34H103V33H102ZM110 34H111V33H110ZM252 34H253V33H252ZM257 34H258V33H257ZM263 34H264V33H263ZM121 35H122V34H121ZM121 35H120V36H121ZM147 35H149V34H147ZM147 35H146V36H147ZM194 35H195V36H194ZM202 35H203V34H202ZM253 35H254V34H253ZM21 36H22V38H24V40L26 41V43H24V44H26L27 46L31 47V48H32L31 51L36 52L35 54H38V53L41 52L42 50H46V49L43 48L44 45H45V42L43 43V42L41 41L42 43H39V42H36V40H34V38H31V39L29 40V39H26L22 34H20V37H21ZM35 36H36V35H35ZM55 36H56V34H55ZM85 36H86V35H85ZM92 36H93V35H92ZM142 36H143V35H142ZM144 36H145V35H144ZM144 36H143V37H144ZM149 36H150V35H149ZM167 36H168V35H167ZM222 36H224V33L222 34ZM232 36H233V35H232ZM236 36H237V35H236ZM240 36H241V35H240ZM247 36H248V35H247ZM258 36H259V35H258ZM13 37H14V36H13ZM13 37H12V33H9L8 35H4L3 37H0V54L2 53V54L14 55L15 57H16V55H17L18 58H19V56H20L21 59H24V60L27 59V58L29 59L30 56H28V55H29L28 53H25L24 51H21V50L18 49L19 47L17 46V42H15V39H14ZM17 37H18V36H17ZM32 37H33V36H32ZM37 37H38V36H37ZM86 37H87V36H86ZM99 37H100V36H99ZM121 37H122V36H121ZM121 37H120V38H121ZM123 37H124V36H123ZM126 37H127V36H126ZM132 37H133V36H132ZM213 37H214V36H213ZM242 37H243V36H242ZM244 37H245V36H244ZM253 37H254V36H253ZM22 38H21V39H22ZM43 38H44V37H43ZM56 38H57V37H56ZM59 38H61V37L59 36ZM89 38H90V37H89ZM102 38H103V37H102ZM115 38H116V37H115ZM117 38H118V37H117ZM169 38H170V37H169ZM187 38H188V37H187ZM222 38H223V37H222ZM245 38H246V37H245ZM251 38H252V37H251ZM257 38H258V37H256L255 40H256ZM260 38H261V37H260ZM18 39H19V38H18ZM37 39H38V38H37ZM62 39H63V38H62ZM109 39H110V38H109ZM111 39H112V38H111ZM131 39H132V38H131ZM131 39H130V40H131ZM242 39H243V38H242ZM247 39H249V38H247ZM19 40H20V39H19ZM19 40H16V41H19ZM22 40H23V39H22ZM27 40H28V41H27ZM50 40H51V39H50ZM58 40H59V39H58ZM138 40H139V39H138ZM141 40H142V39H141ZM143 40H144V39H143ZM145 40H146V39H145ZM150 40H151V39H150ZM189 40H190V39H189ZM192 40H193V39H191V41H192ZM222 40H223V39H222ZM222 40H221V42H222ZM251 40H252V39H251ZM255 40H253V41L256 43ZM257 40H259V39H257ZM44 41H45V40H44ZM51 41H52V40H51ZM76 41H77V40H76ZM97 41H98V40H97ZM136 41H137V40H136ZM158 41H159V40H158ZM166 41H167V39H166ZM182 41L179 42V40H178V42H179V46H180V43H181ZM185 41H186V40H185ZM185 41H184V42H185ZM193 41H194V40H193ZM240 41H241V40H240ZM249 41H250V40H249ZM259 41H260V40H259ZM21 42H23V41H21ZM49 42H50V41H49ZM84 42H85V41H84ZM84 42H83V43H84ZM116 42L118 43V41H116ZM144 42H145V41H144ZM144 42H143V43H144ZM147 42H148V41H147ZM151 42H152V41H151ZM156 42H157V41H156ZM164 42H165V41H164ZM184 42H183V43H184ZM187 42H189V41H187ZM197 42H198V41H197ZM199 42H200V41H199ZM245 42H247V41H245ZM254 42H252V43H254ZM260 42H262V40H261ZM46 43H47V42H46ZM50 43L53 45L52 42H50ZM88 43H89V42H88ZM98 43H99V42H98ZM141 43H142V41H141ZM185 43H186V42H185ZM214 43H216V42H214ZM242 43H243V41H242ZM250 43H251V42H250ZM250 43L248 42V43H246V44H250ZM255 43H254V44H255ZM257 43H258V42H257ZM262 43H263V42H262ZM262 43H261V44H262ZM51 44H49V46H50ZM55 44H56V43H55ZM55 44H54V45H55ZM73 44H74V43H73ZM77 44H78V43H77ZM135 44H136V43H135ZM138 44H139V43H138ZM181 44H182V43H181ZM191 44H192V43H191ZM243 44L245 45V43H243ZM259 44H260V43H259ZM18 45H19V44H18ZM46 45H47V44H46ZM56 45H57V44H56ZM111 45H112V44H111ZM111 45H109V47H110ZM113 45H114L113 47H115L116 44H113ZM117 45L119 46L120 44H117ZM123 45H124V44H123ZM139 45H140V44H139ZM155 45H156V44H155ZM157 45H158V44H157ZM164 45H166V44L164 43ZM170 45H171V44H170ZM184 45H185V44H184ZM188 45H189V44H188ZM194 45H195V43H194ZM224 45H225V44H224ZM227 45H228V44H227ZM241 45H242V44H241ZM241 45H240V46H241ZM250 45H251V44H250ZM252 45H253V44H252ZM256 45H257V44H256ZM256 45H255V46H256ZM263 45H264V44H263ZM79 46H80V45H79ZM100 46H101V45H100ZM126 46H127V45H126ZM126 46H125V47H126ZM136 46H137V45H136ZM166 46H167V45H166ZM217 46H219V45H217ZM221 46H223V45H221ZM116 47H117V46H116ZM120 47H121V46H120ZM122 47H123V46H122ZM125 47H124V49H125ZM139 47H140V46H138V49H139ZM188 47H191V45L188 46ZM193 47H194V46H193ZM195 47H196V46H195ZM223 47H224V46H223ZM225 47H226V46H225ZM228 47H229V46H228ZM253 47H254V45H253ZM31 48H30V49H31ZM46 48H47V47H46ZM53 48H54V47H53ZM86 48H88V47H86ZM117 48H118V47H117ZM146 48H148V47H146ZM154 48H155V47H153V49H154ZM170 48H171V47H170ZM170 48H169V49H170ZM186 48H187V47H186ZM216 48H217V47H216ZM241 48H242V47H241ZM258 48H259V47H258ZM26 49H27V48H26ZM60 49H61V48H60ZM98 49H99V48H98ZM110 49H111V48H110ZM135 49H136V47H135ZM135 49H134V52H135ZM141 49H142V48H141ZM149 49H150V48H149ZM192 49H193V48H192ZM223 49H224V48H223ZM248 49H249V51H250V48H248ZM102 50H104V49H102ZM108 50H109V49H108ZM146 50H147V49H146ZM146 50H145V51H146ZM158 50H159V49H158ZM166 50H167V49H166ZM216 50H217V49H216ZM219 50H220V49H219ZM227 50H228V49H227ZM227 50H226V51H227ZM236 50H237V49H236ZM243 50H244V49H243ZM245 50H247V49H245ZM245 50H244V51H245ZM254 50H255V48H254ZM256 50L259 51V50H261V49H257V48H256ZM263 50H264V49H263ZM263 50H262V51H263ZM26 51H27V50H26ZM31 51H30V52H31ZM77 51H78V50H77ZM98 51H99V50H98ZM110 51H111V50H110ZM147 51H148V50H147ZM156 51H157V50H156ZM223 51H224V50H223ZM239 51H240V50H239ZM244 51H243V53H245ZM247 51H248V50H247ZM111 52H112V51H111ZM121 52H122V51H121ZM124 52H125V51H124ZM124 52H122V53H124ZM127 52H128V51H127ZM132 52H133V51H132ZM142 52H143V51H142ZM158 52H159V51H158ZM160 52H161V51H160ZM204 52L206 53V51H204ZM204 52H203V53H204ZM220 52H221V51H220ZM224 52H225V51H224ZM224 52H222V53H224ZM237 52H238V51H237ZM253 52H254V51H253ZM253 52H252V54H254ZM255 52H256V51H255ZM94 53H95V52H94ZM128 53H129V52H128ZM186 53H187V52H186ZM189 53H190V52H189ZM227 53H229V51H228ZM227 53H225V54L227 55ZM235 53H236V52H235ZM261 53H262V52H261ZM263 53H264V51H263ZM27 54H28V55H27ZM35 54L33 53V55H35ZM60 54H61V53H60ZM66 54H67V52H66ZM90 54H91V53H90ZM96 54H97V53H96ZM102 54H103V53H102ZM120 54H121V53H120ZM161 54H162V53H161ZM163 54H165V53H163ZM166 54H167V53H166ZM178 54H179V52H178ZM190 54H191V53H190ZM220 54H221V53H220ZM220 54H219V55H220ZM233 54H234V53H233ZM241 54H242V53H241ZM245 54H249V52H247V53H245ZM250 54H251V53H250ZM255 54H256V53H255ZM258 54H260V52H259ZM103 55H104V54H103ZM131 55H132V53H131ZM141 55H142V54H141ZM144 55H145V54H144ZM179 55H180V54H179ZM184 55H185V56H183V59L185 60V64H186V61L188 60L189 56H188V53H187V55L184 53ZM231 55H232V53H231ZM27 56H28V57H27ZM36 56H37V55H36ZM101 56H102V55H101ZM105 56H106V55H105ZM128 56H129V55H128ZM153 56H154V55H153ZM167 56H169V54H167ZM195 56H196V55H195ZM197 56H198V55H197ZM203 56H204V55H203ZM205 56H206V55H205ZM238 56H242V55L239 54ZM238 56H236V59H237ZM257 56H258V55H257ZM15 57H14V58H15ZM41 57H42V56H41ZM97 57H98V56H97ZM141 57H142V56H141ZM147 57H148V56H147ZM170 57H171V56H169V58H170ZM180 57L182 58V55H181ZM180 57H179V58H178V57H175V58L180 59ZM192 57H194V56H192ZM192 57H191V58H192ZM201 57H202V56H201ZM217 57H218V56H217ZM217 57H216V58H217ZM244 57H245V55H244ZM246 57L248 58V56H246ZM250 57H251V56H250ZM252 57H253V56H252ZM261 57H262V55H261ZM261 57H260V58H261ZM0 58H1V57H0ZM11 58H13V56H12ZM14 58H13V59H14ZM16 58H17V57H16ZM103 58H104V57H103ZM152 58H154V57H152ZM191 58H190V59H191ZM222 58H223V57H222ZM229 58H230V57H229ZM240 58H241V57H240ZM240 58H239V60H241ZM253 58H254V57H253ZM258 58H259V57H258ZM262 58H263V57H262ZM7 59H8V58H7ZM19 59H20V58H19ZM28 59H27V61L31 60L32 57H31V59H29V60H28ZM95 59H96V58H95ZM135 59H136V58H135ZM144 59H145V57H144ZM146 59H147V58H146ZM149 59H150V58H149ZM149 59H148V60H149ZM171 59H172V58H171ZM203 59H205V57H204ZM223 59H224V58H223ZM225 59L227 60V58H225ZM225 59H224V60H225ZM101 60H103V59H101ZM158 60H159V59H158ZM166 60H167V59H166ZM184 60H183V62H184ZM195 60H197V59H195ZM207 60H209V58H208ZM224 60H223V61H224ZM228 60H230V59H228ZM228 60H227V61H228ZM233 60H234V59H233ZM250 60H251V59H250ZM254 60H255V59H254ZM257 60H258V59H257ZM257 60H256V63H258ZM261 60H262V59H261ZM32 61H33V60H32ZM32 61H31V62H32ZM70 61H71V60H70ZM151 61H152V60H151ZM173 61H174V60H173ZM179 61H180V60H179ZM218 61H219V59H218ZM230 61H231V60H230ZM235 61H236V60H235ZM243 61H244V60H242V62H243ZM245 61H246V60H245ZM245 61H244V62H245ZM21 62H23V61H21ZM71 62H73V61H71ZM94 62H95V61H94ZM101 62H102V61H101ZM140 62H141V60H140ZM181 62H182V61H181ZM187 62H188V64H189V63L191 64L190 61H187ZM209 62H210V61H209ZM224 62H226V61H224ZM224 62H222V63H224ZM244 62H243V63H244ZM249 62H250V61H249ZM251 62H252V61H251ZM262 62H263V61H262ZM19 63H20V61H19ZM106 63H107V62H106ZM151 63H152V62H151ZM151 63H150V64H151ZM163 63H164V62H163ZM175 63H176V62H175ZM203 63H204V62H203ZM203 63H202V64H203ZM206 63H207V62H206ZM218 63H219V62H218ZM220 63H221V61H220ZM226 63H228V62H226ZM230 63H231V62H230ZM230 63H229V64H230ZM232 63H233V62H232ZM232 63H231V65H232ZM235 63H236V62H235ZM235 63H234V64H235ZM237 63H238V61H237ZM247 63H248V62H247ZM10 64H11V63H10ZM25 64H27V63L25 62ZM74 64H75V63H74ZM95 64H97V63H95ZM108 64H109V63H108ZM123 64H124V63H123ZM128 64H129V63H128ZM130 64H131V62H130ZM147 64H148V63H147ZM172 64H173V63H172ZM183 64H184V63H183ZM185 64H184V65H185ZM192 64H193V63H192ZM204 64H205V63H204ZM207 64H208V63H207ZM212 64H214V63H212ZM238 64H239V63H238ZM238 64H235V66L238 65ZM262 64H263V63H262ZM91 65H93V64H91ZM97 65H99V64H97ZM148 65H149V64H148ZM148 65H147V66H148ZM151 65H152V64H151ZM177 65H178V64H177ZM205 65H206V64H205ZM208 65H210V63H209ZM220 65H221V64H220ZM220 65L217 66V68L220 67ZM222 65H223V64H222ZM239 65H240V64H239ZM30 66H31V65H30ZM33 66H36V65L33 64ZM68 66H69V65H68ZM68 66H67V67H68ZM72 66H73V65H72ZM126 66H127V65H126ZM144 66H145V65H144ZM188 66H190V67L187 69L189 74H191L195 69H198V68H195L194 65H193L194 67H193L192 65H188ZM211 66H212V65H211ZM226 66H228V65H226ZM243 66H245V65L243 64ZM248 66H249V65H248ZM263 66H264V65H263ZM0 67H1V66H0ZM62 67H63V66H62ZM89 67H90V65H89ZM133 67H134V66H133ZM149 67H151V66H149ZM152 67H153V66H152ZM173 67H174V66H173ZM178 67H179V66H178ZM202 67H203V65H202ZM230 67H231V66H230ZM232 67H233V66H232ZM232 67H231V68H232ZM236 67H237V66H236ZM251 67H252V66H250V68H251ZM253 67H254V66H253ZM253 67H252V68H253ZM255 67H256V66H255ZM255 67H254V69H255ZM259 67H260V66H259ZM259 67H258V69H260ZM71 68H73V67H71ZM71 68H67V69H68V70H69V69L72 70ZM146 68H147V67H146ZM156 68H157V67H156ZM161 68H162V67H161ZM169 68H170V66H169ZM175 68H176V67H174V69H175ZM179 68H181V67H179ZM182 68H183V67H182ZM206 68H207V67H206ZM213 68H216V67L213 66ZM220 68H221V67H220ZM223 68H226V67H223ZM35 69H37V68H35ZM106 69H107V68H106ZM147 69H148V68H147ZM153 69H154V68H153ZM166 69H167V68H166ZM234 69H235V68H234ZM242 69H243V67L241 68V70H242ZM244 69H245V67H244ZM258 69H257V70H258ZM68 70L64 69V71H68ZM70 70H69V71H70ZM149 70H150V69H149ZM149 70H148V71H149ZM187 70H186V71H187ZM203 70H204V69H203ZM216 70H217V69H216ZM219 70H221V69H219ZM227 70H228V69H227ZM227 70H226V71H227ZM235 70H236V69H235ZM252 70H253V69H252ZM255 70H256V69H255ZM255 70H253V71H255ZM0 71H3V70L0 68ZM24 71H26V70H24ZM69 71H68V72H69ZM137 71H138V70H137ZM137 71H136V72H137ZM139 71H140V70H139ZM159 71H160V70H159ZM161 71H162V69H161ZM168 71H169V70H168ZM180 71H181V70H180ZM197 71H199V70H197ZM223 71H224V70H223ZM242 71H243V70H242ZM242 71H241V72H242ZM13 72H14V71H13ZM71 72H74V70L71 71ZM102 72H103V71H102ZM217 72H219V71H217ZM236 72H239V73H240V71H238V69H237ZM236 72H235V73H232V74H236ZM262 72H263V71H262ZM44 73H45V72H44ZM59 73H60V72H59ZM61 73H63V72L61 71ZM61 73H60V74H61ZM65 73H67V72H65ZM160 73H161V72H160ZM169 73H170V71H169ZM194 73H195V71H194ZM203 73H204V72H203ZM227 73H228V72H227ZM243 73H245V72H243ZM243 73H242V74H243ZM246 73H247V70H246ZM249 73L251 74V72H249ZM254 73L256 74V72H254ZM257 73H259V72H257ZM1 74H2V73H1ZM14 74H15V73H14ZM95 74H96V73H95ZM123 74H124V73H123ZM137 74H138V73H137ZM172 74H173V73H172ZM224 74H226V73L224 72ZM230 74H231V73H230ZM242 74H241V75L237 74V75H239L238 77L241 76L242 79H243V75H242ZM252 74H253V72H252ZM262 74H263V73H262ZM15 75H16V74H15ZM133 75H134V73H133ZM135 75H136V74H135ZM152 75H153V74H152ZM182 75H183V74H182ZM185 75H187V74H185ZM220 75H221V74H220ZM222 75H223V74H222ZM226 75H227V74H226ZM226 75H225V76H226ZM244 75H245V74H244ZM248 75H249V74H248ZM256 75H257V74H256ZM21 76H22V75H17V76H15V77H19V78H20ZM31 76H32V75H31ZM41 76H42V75H41ZM149 76H150V74H149ZM155 76H156V75H155ZM187 76H188V75H187ZM234 76H236V75H234ZM259 76H260V75H259ZM259 76H258V77H259ZM13 77H14V76H13ZM38 77H40V76L38 75ZM81 77H82V76H81ZM150 77H151V76H150ZM152 77H153V76H152ZM152 77H151V78H152ZM158 77H159V76H158ZM197 77H198V76H197ZM205 77H206V75H205ZM227 77H228V75H227ZM245 77H247V76H245ZM252 77H255V76L253 75ZM260 77H261V76H260ZM19 78H18V79H19ZM43 78H45V77L43 76ZM57 78H58V77H57ZM114 78H115V77H114ZM132 78H133V77H132ZM135 78H136V76H135ZM140 78H142V77H140ZM148 78H149V77H148ZM151 78H150V80H148V81H150V82L152 83ZM183 78H184V77H183ZM189 78H190V80L187 79L186 82H185V81H184V82L181 81V84L184 83V85H185L184 87H183V84L181 85V84L179 83L180 85H178V86H180L181 91H180L179 88H178V89H179V91H180V94H177V93L175 94V93L173 92V94H175V95H177V96L175 97V96L173 95V96H174V98H173L174 101L171 103V105L169 104L168 106H166V104H167V103H166V104H165V107H164V108L162 107L164 110H166V111H165L166 114H168V115L170 114V119L168 118L169 116L167 115V118H168V120H169V123H168V124H167V123H164V125H165L166 127L162 124V125L165 127V129H163V131L161 130V133L163 132L162 137H161L160 135H159V136H160V138H161V144L163 145V144L167 143L168 146H169L170 148H172V149L183 148V147H185V146L187 145V142H188V135H189L190 132H192L190 120L194 118V114H195V112H203V113H205V114H208V113H209V109H211L210 107H212V106H214V105L216 106V105L220 102V101L217 102V98H215V94H214L215 91H213V94H211V95H212L211 97H207V96H205V93L203 94V93L199 90V88L197 87V85L195 84V83H197V82H195L196 79H193V78H192V80H191V77H189ZM200 78H201V77H200ZM200 78H198V79H200ZM210 78L212 79V77H210ZM255 78H256V77H255ZM7 79H9V78H7ZM39 79H42V78H39ZM79 79H80V78H79ZM145 79H146V78H145ZM211 79H210V81H211ZM214 79H215V78H214ZM214 79H212V80H214ZM228 79H229V78H228ZM245 79H247V78H245ZM245 79H243V80H245ZM262 79H263V78H262ZM262 79H261V80H262ZM48 80H50V79H48ZM48 80H47V81H48ZM51 80H52V78H51ZM54 80H56V79H54ZM154 80H155V79H154ZM157 80H158V79H157ZM167 80H168V79H167ZM224 80H225V79H224ZM238 80H239V79H238ZM250 80H251V79H250ZM255 80H256V79H255ZM261 80H260V82H262ZM144 81H147V80H144ZM164 81H165V80H163V82H164ZM210 81H209V83H211ZM220 81H222V80H220ZM241 81H242V80H241ZM246 81H247V80H246ZM248 81H249V77H248ZM33 82H34V81H33ZM48 82H49V81H48ZM55 82H56V81H55ZM163 82H161V84H163V86H164V83H163ZM165 82H166V81H165ZM167 82H168V81H167ZM169 82H170V81H169ZM169 82H168V83H169ZM198 82H199V81H198ZM207 82H208V81H207ZM225 82H227V81H225ZM252 82H253V80H252ZM35 83H36V82H35ZM41 83H42V82H41ZM44 83H45V82H44ZM119 83H120V82H119ZM144 83H146V82H144ZM144 83H143V84H144ZM148 83H149V82H148ZM153 83H154V82H153ZM153 83H152V84H153ZM212 83H213V82H212ZM254 83H255V82H254ZM256 83H257V81H256ZM256 83H255V84H256ZM51 84H52V83H51ZM66 84H67V83H66ZM169 84H170V83H169ZM175 84H176V83H175ZM175 84H174V85H175ZM146 85H147V84H146ZM148 85H149V84H148ZM200 85H202V84L200 83ZM229 85H231V84H229ZM249 85H251V84H249ZM260 85H261V84H260ZM25 86H26V85H25ZM165 86H166V85H165ZM169 86H170V85H169ZM176 86H177V85H176ZM181 86L184 88L183 90H182ZM235 86H236V85H235ZM245 86H246V85H245ZM255 86H256V85H255ZM6 87H7V86H6ZM161 87H162V85H161ZM161 87H160V88H161ZM210 87H211V86H210ZM215 87H216V86H215ZM93 88H94V87H93ZM160 88L158 87L159 90H160ZM162 88H163V87H162ZM168 88H170V87H168ZM172 88H173V87H172ZM217 88H218V87H217ZM251 88H253V87H251ZM251 88H250V90H251ZM254 88H255V87H254ZM83 89H84V88H83ZM170 89H171V88H170ZM178 89H177V90H178ZM207 89H208V88H207ZM207 89H206V90H207ZM211 89H212V88H211ZM211 89L209 88V90H211ZM245 89H246V88H245ZM260 89H261V88H260ZM263 89H264V88H263ZM168 90H169V89H168ZM168 90H167V91H168ZM212 90H213V89H212ZM212 90H211V91H212ZM224 90H225V89H224ZM252 90H253V89H252ZM254 90H255V89H254ZM5 91H6V90H5ZM8 91H9V90H8ZM28 91L30 92L29 89H28L26 92H28ZM156 91H158V90L156 89ZM161 91H162V90H161ZM170 91H172V90H170ZM170 91H169V94H170ZM229 91H230V90H229ZM244 91H245V90H244ZM104 92H105V90H104ZM154 92H155V91H154ZM158 92H159V91H158ZM207 92H208V91H207ZM209 92H210V91H209ZM249 92H250V91H249ZM251 92H252V91H251ZM260 92H261V91H260ZM260 92H259V93H260ZM178 93H179V92H178ZM227 93H230V92H228V90H227ZM256 93H257V92H256ZM46 94H47V93H46ZM55 94H56V93H55ZM84 94H85V93H84ZM84 94H83V95H84ZM91 94H92V93H91ZM126 94H127V93H126ZM222 94H224V93H222ZM230 94H232V93H230ZM244 94H245V93H244ZM247 94H248V93H247ZM250 94H251V93H250ZM250 94H248V95H250ZM2 95H3V94H2ZM16 95H17V94H16ZM62 95H63V94H62ZM88 95H89V94H88ZM209 95H210V93H209ZM209 95H208V96H209ZM242 95H243V94H242ZM245 95H246V94H245ZM245 95H244V96H245ZM248 95H247V96H248ZM0 96H1V95H0ZM57 96H58V95H57ZM145 96H146V95H145ZM151 96H152V95H151ZM257 96H258V95H257ZM260 96L262 97L263 95H260ZM260 96H258V98H260ZM2 97H3V96H2ZM93 97H94V96H93ZM168 97H169V96H168ZM242 97H243V96H242ZM254 97H255V96H254ZM3 98H5V97H3ZM7 98H8V97H6V99H7ZM60 98H61V96H60ZM77 98H78V97H77ZM152 98H153V97H152ZM170 98H171V100H172V97H171V96H170ZM170 98H169V99H170ZM219 98H221V97H219ZM222 98L224 99L223 102H226V106H227V108L229 109L228 112H229V113H233L234 116L236 117V126H239L240 128H243L244 125H246L247 123L252 122V121H254V122H258V123L262 124V122H260L259 120H257L258 118L253 119L252 117H249L248 114H247V113L241 108L240 103L237 102L234 98H233V99H232L231 97H226V98H225V97H223V96H222ZM222 98H221V99H222ZM239 98H240V97H239ZM247 98H248V97H247ZM251 98H253V97H251ZM6 99H5V100H6ZM169 99H168V100H169ZM256 99H257V98H256ZM263 99H264V98H263ZM7 100H8V99H7ZM51 100H52V99H51ZM243 100H244V99H243ZM247 100H248V99H247ZM252 100H253V99H252ZM258 100H259V99H258ZM245 101H246V100H245ZM259 101H260V100H259ZM4 102H5V101H4ZM47 102H48V101H47ZM90 102H91V101H90ZM216 102H217V103H216ZM254 102H255V98H254ZM5 103H6V102H5ZM148 103H149V102H148ZM148 103H147V104H148ZM221 103H222V101H221ZM247 103H248V102H247ZM249 103H250V101H249ZM252 103H253V102H252ZM51 104H52V103H51ZM35 105H36V103H35ZM149 105H150V104H149ZM246 105H247V104H246ZM261 105H263V104H261ZM38 106H39V105H38ZM80 106H81V105H80ZM138 106H139V105H138ZM220 106H221V105H219V107H220ZM222 106H224V105H222ZM226 106H225V107H226ZM128 107H129V106H128ZM130 107H131V106H130ZM133 107H134V106H133ZM225 107H224V108H225ZM248 107H251V105H249ZM253 107H254V106H253ZM8 108H9V107H8ZM78 108H79V107H78ZM94 108H95V107H94ZM107 108H108V107H107ZM139 108H140V107H139ZM141 108H142V107H141ZM148 108H149V107H148ZM151 108H152V107H151ZM212 108H213V107H212ZM6 109H7V108H6ZM228 109H227V110H228ZM245 109H246V108H245ZM258 109H259V108H258ZM262 109H263V108H262ZM93 110H95V109H93ZM101 110H102V109H101ZM107 110H108V109H107ZM164 110H163V111H164ZM248 110H249V109H248ZM250 110H252V109H250ZM8 111H9V109H8ZM69 111H70V110H69ZM73 111H74V110H73ZM225 111H226V110H225ZM225 111H224V112H225ZM6 112H7V110H6ZM11 112H12V111H11ZM86 112H87V111H86ZM100 112H101V111H100ZM133 112H134V111H133ZM167 112H169V113H167ZM215 112H217V111H215ZM224 112H223V114H224ZM203 113H202V114H203ZM92 114H93V113H92ZM97 114H98V113H97ZM141 114H142V113H141ZM205 114H204V117H205ZM217 114H218V113H217ZM251 114H254V113H251ZM263 114H264V113H263ZM34 115H35V114H34ZM49 115H50V114H49ZM62 115H63V114H62ZM93 115L96 116V114H93ZM127 115H128V114H127ZM255 115H257V114H255ZM78 116H79V115H78ZM132 116H133V115H132ZM141 116H142V115H141ZM195 116H198V115H195ZM199 116H200V115H199ZM206 116H207V115H206ZM43 117H44V116H43ZM74 117H75V116H74ZM85 117H86V115H85ZM87 117H89V116H87ZM100 117H101V116H99V118H100ZM162 117H163V116H162ZM208 117H209V116H208ZM208 117H206V118H208ZM1 118H3V117H1ZM99 118H97L96 120H98ZM167 118H165V119H167ZM101 119H102V118H101ZM111 119H112V118H111ZM112 120H113V119H112ZM128 120H129V119H128ZM168 120H167V121H168ZM2 121H3V120H1L0 122H2ZM5 121H6V120H5ZM72 121H73V120H72ZM78 121H79V120H78ZM90 121H91V120H90ZM25 122H26V121H25ZM82 122H83V121H82ZM101 122H102V121H101ZM101 122H100V123H101ZM113 122H115V121L113 120ZM129 122H130V121H129ZM139 122H140V121H139ZM230 122H231V121H230ZM4 123H5V122H4ZM4 123H3V124H4ZM7 123H8V122H7ZM85 123H86V122H85ZM162 123H163V122H162ZM217 123H218V122H217ZM220 123H221V122H220ZM226 123H227V122H226ZM231 123H232V122H231ZM231 123H230V124H231ZM3 124L1 123V125H3ZM138 124H139V123H138ZM142 124H143V123H142ZM218 124H219V123H218ZM228 124H229V123H228ZM230 124H229V125H230ZM249 124H250V123H249ZM23 125H24V124H23ZM158 125H159V123H158ZM167 125H168V126H167ZM98 126H99V125H98ZM101 126H102V125H101ZM131 126H132V125H131ZM138 126H139V125H138ZM160 126H161V125H160ZM160 126H159V128H161ZM215 126H216V125H215ZM217 126H218V125H217ZM40 127H41V126H40ZM106 127H107V126H106ZM121 127H122V126H121ZM199 127H200V126H199ZM199 127H198V128H199ZM218 127H219V126H218ZM226 127H227V126H226ZM7 128H8V127H7ZM80 128H81V127H80ZM93 128H94V127H93ZM112 128H113V127H112ZM114 128H115V127H114ZM133 128H134V127H133ZM157 128H158V127H157ZM204 128H205V127H204ZM219 128H220V127H219ZM14 129H15V128H14ZM40 129H41V128H40ZM90 129H91V128H90ZM106 129H107V128H106ZM108 129H109V126H108ZM118 129H119V128H118ZM126 129H127V128H126ZM151 129H152V128H151ZM193 129H194V128H193ZM195 129H197V128H195ZM255 129H256V128H255ZM36 130H37V128H36ZM92 130L95 131V129H92ZM92 130L90 131V133L92 132ZM103 130H104V129H103ZM115 130H116V129H115ZM119 130H120V129H119ZM156 130H159V131H160V129H156ZM256 130H257V129H256ZM30 131H31V130H30ZM38 131H40V130H38ZM80 131H82V130H80ZM110 131H112V130H110ZM134 131H135V130H134ZM148 131H149V130H148ZM207 131H208V130H207ZM65 132H66V131H65ZM67 132H68V131H67ZM196 132H197V130H196ZM217 132H218V131H217ZM222 132H223V131H222ZM226 132H227V131H226ZM33 133H34V132H33ZM39 133H41V132H38V134H39ZM90 133H89V134H90ZM106 133H113V132H106ZM106 133H105V136H107ZM119 133H120V132H119ZM126 133H127V132H126ZM141 133H142V132H141ZM161 133H160V134H161ZM192 133H193V132H192ZM230 133H231V132H230ZM53 134H54V132H53ZM71 134H72V133H71ZM127 134H129V132H128ZM223 134H224V133H223ZM260 134H261V133H260ZM0 135H1V134H0ZM6 135H7V134H6ZM21 135H22V134H21ZM21 135H20L19 137H21ZM72 135H74V134H72ZM72 135H71V136H72ZM95 135H96V134H95ZM99 135H100V134H99ZM103 135H104V134H103ZM103 135H101V136H102L101 139H102L103 142H102V143L100 142L102 145H103V143H104L103 138H105V137H103ZM108 135H110V137H112L111 134H108ZM148 135H149V134H148ZM150 135H151V134H150ZM22 136H23V135H22ZM30 136H31V135H30ZM30 136H29V137H30ZM34 136H36V135H34ZM49 136H50V135H49ZM76 136H77V135H76ZM152 136H153V135H152ZM223 136H224V135H223ZM40 137H41V136H40ZM42 137H43V136H42ZM46 137H47V136H46ZM69 137H70V136H69ZM110 137H109V138H110ZM114 137L116 138V136H114ZM121 137H122V136H121ZM127 137H128V136H126V138H127ZM130 137H131V136H130ZM22 138H23V137H22ZM33 138H34V137H33ZM33 138L31 139V141L33 140ZM37 138H39V137H37ZM44 138H45V137H44ZM51 138H52V136H51ZM51 138H50V139H51ZM89 138H90V137H89ZM98 138H99V137H98ZM153 138H154V137H153ZM158 138H159V137H158ZM160 138H159L158 141H157V139H155V141H157V143L160 142ZM195 138H196V137H195ZM197 138H198V137H197ZM217 138H218V137H217ZM8 139H10V138H8ZM42 139H43V138H42ZM84 139H85V138H84ZM87 139H88V137H87ZM101 139H100V140H101ZM107 139H108V138H107ZM129 139H130V138H129ZM142 139H143V138H142ZM149 139H150V138H149ZM214 139H215V138H214ZM0 140H2V139H0ZM11 140H12V139H11ZM14 140H15V139H14ZM19 140H20V138H19ZM19 140H18V141H19ZM126 140H127V139H126ZM140 140H141V139H140ZM5 141H6V140H5ZM12 141H13V140H12ZM12 141H10V142L12 143ZM15 141H16V140H15ZM15 141H14V142H15ZM33 141H34V140H33ZM36 141H37V140H36ZM40 141H43V140H40ZM86 141H88V140H86ZM106 141H107V140H106ZM124 141H125V138H124ZM136 141H137V140H136ZM197 141H198V140H197ZM25 142H26V141H25ZM29 142H30V141H29ZM49 142H52V141H49ZM81 142H82V141H81ZM97 142H99V139H98ZM112 142H113V141H112ZM0 143H2V142H0ZM19 143H20V142H19ZM23 143H24V141H23ZM36 143H37V142H36ZM89 143H90V142H89ZM151 143H152V142H151ZM228 143H229V142H228ZM13 144H14V143H13ZM32 144H33V143H32ZM39 144H40V143H39ZM82 144H83V142H82ZM84 144H85V143H84ZM84 144H83V145H84ZM98 144H99V143H98ZM105 144H106V142H105ZM105 144H104V145H105ZM132 144H133V143H132ZM144 144H145V141H144ZM148 144H149V142L147 143V145H148ZM153 144H155V143H153ZM161 144H160V145L157 144L156 147H157L158 145L161 146ZM1 145H2V144H1ZM27 145L30 146L29 143H27ZM33 145H34V144H33ZM91 145H92V144H91ZM110 145H111V144H110ZM205 145H206V144H205ZM223 145H224V144H223ZM257 145H258V144H257ZM259 145H261V144H259ZM259 145H258V146H259ZM3 146H4V145H3ZM5 146H6V145H5ZM13 146H14V145H13ZM13 146H12V147H13ZM28 146H27V147H28ZM34 146H35V145H34ZM37 146H38V145H37ZM39 146H41V145H39ZM72 146H73V145H72ZM87 146H88V145H86V147H87ZM96 146H98V147H99V150H101V149H100V146H101V145H96ZM115 146H116V145H115ZM117 146H118V145H117ZM151 146H152V145H151ZM262 146H264V144H262ZM32 147H33V146H32ZM127 147H128V146H127ZM127 147H126V148H127ZM136 147H137V145H136ZM136 147H135V150H136ZM149 147H150V146H149ZM152 147H153V146H152ZM252 147H253V146H252ZM3 148L5 149V147H3ZM30 148H31V146H30ZM82 148H83V147H82ZM95 148H96V147H95ZM153 148H154V147H153ZM159 148H160V147H159ZM253 148H254V147H253ZM262 148H263V147H262ZM4 149H3V150H4ZM6 149H7V148H6ZM84 149H86V148H84ZM131 149H132V148H131ZM133 149H134V148H133ZM133 149H132V150H133ZM150 149H151V148H150ZM155 149H156V148H154V150H155ZM164 149H165V148H164ZM217 149H218V148H217ZM229 149H230V148H229ZM254 149H255V148H254ZM41 150H42V148H41ZM56 150H57V149H56ZM76 150H78V149H76ZM80 150H81V149H80ZM102 150H104V149H102ZM110 150H111V149H110ZM129 150H130V149H129ZM151 150H152V149H151ZM154 150H153V151H154ZM162 150H163V149H162ZM251 150L253 151V149H251ZM261 150H262V149H261ZM12 151H13V150H12ZM28 151H29V150H28ZM81 151H82V150H81ZM90 151H91V150H90ZM115 151H117V150H115ZM163 151H165V150H163ZM209 151H210V150H209ZM209 151H208V152H209ZM215 151H216V150H215ZM215 151H214V152H215ZM234 151H235V150H234ZM3 152H5V151H3ZM30 152H31V151H30ZM57 152H58V151H57ZM92 152H93V151H92ZM96 152H98V151H96ZM106 152H107V151H106ZM143 152H144V151H142V154H143ZM158 152H159V151H158ZM259 152H261V151H259ZM263 152H264V151H263ZM263 152H262V153H263ZM6 153H7V152H6ZM11 153H12V152H11ZM25 153H26V152H25ZM25 153H24V154H25ZM32 153H34V152H32ZM36 153H37V152H36ZM53 153H54V152H53ZM55 153H56V152H55ZM99 153H100V152H99ZM101 153H102V152H101ZM116 153H117V152H116ZM149 153H150V152H149ZM154 153H155V152H154ZM168 153H169V152H168ZM206 153H207V152H206ZM210 153H211V152H210ZM8 154H10V153H8ZM13 154H14V153H13ZM18 154H19V153H18ZM56 154H57V153H56ZM72 154H73V153H72ZM81 154H82V153H79V155H81ZM87 154H88V153H87ZM93 154L95 155L96 153L94 152ZM104 154H105V153H104ZM106 154H107V153H106ZM111 154H112V152H111ZM114 154H115V152H114ZM114 154H113V156H115ZM130 154H132V153H130ZM140 154H141V153H140ZM144 154H145V153H144ZM228 154H229V153H228ZM232 154H233V153H232ZM232 154H231V155H232ZM236 154H237V153H236ZM257 154H258V153H257ZM20 155H21V153H20ZM35 155H36V154H35ZM51 155H52V154H51ZM59 155H60V154H59ZM59 155H58V158H59ZM94 155H91V156L93 157ZM97 155L99 156V154H97ZM109 155H110V154H109ZM122 155H123V154H122ZM147 155H148V154H147ZM154 155H155V154H154ZM162 155H163V154H162ZM237 155H238V154H237ZM253 155H254V154H253ZM255 155H256V154H255ZM259 155H260V154H259ZM262 155H264V154H262ZM262 155H261V156H262ZM9 156H10V155H9ZM53 156H55V155H53ZM113 156H112V157H113ZM125 156H126V155H125ZM128 156H129V155H128ZM128 156H126L125 159H127ZM132 156H133V155H132ZM141 156H142V155H141ZM143 156H144V155H143ZM145 156H146V155H145ZM210 156H212V155H210ZM232 156H233V155H232ZM234 156H235V155H234ZM29 157H30V156H29ZM100 157H101V156H100ZM116 157H117V156H116ZM118 157H119V156H118ZM203 157H204V156H203ZM221 157H222V155H221ZM230 157H231V156H230ZM235 157H236V156H235ZM258 157H259V156H258ZM23 158H24V157H23ZM62 158H63V157H62ZM68 158H69V156H68ZM83 158L85 159V157H83ZM90 158H91V157H90ZM90 158H89V159H90ZM109 158H110V157H109ZM262 158H264V157H262ZM52 159H53V158H52ZM73 159H75V158H73ZM73 159H72V161H73ZM84 159H83V161L85 162ZM89 159H87V160H89ZM91 159H92V158H91ZM107 159H108V158H107ZM116 159H117V158H116ZM119 159H120V158H119ZM123 159H124V158H122V160H123ZM204 159H205V158H204ZM226 159L228 160V158H226ZM234 159H235V158H234ZM239 159H240V158H239ZM259 159H260V158H259ZM15 160H16V159H15ZM26 160H27V159H26ZM49 160H50V159H49ZM67 160H68V159H67ZM70 160H71V159H70ZM75 160H76V159H75ZM100 160H101V159H100ZM120 160H121V159H120ZM220 160H221V159H220ZM247 160H248V159H247ZM251 160H253V159L251 158ZM254 160H257V159L254 158ZM13 161H14V160H13ZM47 161H48V160H47ZM57 161H58V160H57ZM65 161H66V160H65ZM83 161H82V162H83ZM110 161H111V159H110ZM118 161H119V160H118ZM198 161H199V160H198ZM236 161H237V163L240 162L238 159H236ZM37 162H38V161H37ZM48 162H49V161H48ZM50 162H51V161H50ZM84 162H83V163H84ZM112 162H113V161H112ZM125 162H127V161L125 160ZM225 162H226V161H225ZM227 162H228V161H227ZM255 162H256V161H255ZM255 162H254V163H255ZM43 163H44V161H43ZM68 163H69V162H68ZM71 163H72V162H71ZM95 163H96V162H95ZM121 163H122V162H121ZM213 163H214V162H213ZM216 163H219V162H216ZM233 163H234V161L232 162V164H233ZM237 163H236V164H237ZM263 163H264V162H262V164H263ZM22 164H23V163H22ZM44 164H45V163H44ZM47 164H48V163H47ZM51 164H52V162H51ZM61 164H62V163H61ZM72 164H73V163H72ZM84 164H85V163H84ZM88 164H89V163H88ZM107 164H108V163H107ZM122 164H123V163H122ZM203 164H204V163H203ZM224 164H225V163H224ZM236 164H235V165H236ZM12 165H13V164H12ZM56 165H57V163H56ZM59 165H60V164H59ZM89 165H90V164H89ZM128 165H129V164H128ZM194 165H195V164H194ZM47 166H48V165H47ZM50 166H51V165H49V168L47 167L48 170L50 169ZM53 166H54V164H53ZM84 166H85V165H84ZM86 166H87V163H86ZM155 166H156V165H155ZM157 166H158V165H157ZM160 166H161V165H160ZM164 166H165V164H164ZM200 166H202V165H200ZM216 166H217V165H216ZM231 166H233V165H231ZM9 167H10V166H9ZM16 167H17V166H16ZM25 167H26V166H25ZM97 167H98V166H97ZM193 167H195V166H193ZM193 167H192V168H193ZM237 167H238V166H237ZM12 168H13V167H12ZM44 168H45V167H44ZM55 168H56V167H55ZM58 168H59V166H58ZM61 168H62V167H61ZM88 168H90V167H88ZM131 168H132V167H131ZM155 168H157V167H155ZM158 168H159V167H158ZM201 168H202V167H201ZM230 168H231V167H230ZM235 168H236V167H235ZM235 168H234V169H235ZM249 168H250V167H249ZM258 168H259V167H258ZM262 168H263V167H262ZM262 168H261V169H262ZM17 169H18V168H17ZM56 169H57V168H56ZM93 169H94V166L92 167V170H93ZM119 169H120V168H119ZM119 169H118V170H119ZM129 169H130V168H129ZM214 169L216 170V167H215ZM234 169H231V170H234ZM1 170H2V169H1ZM6 170H7V169H5V172H6ZM33 170H34V169H33ZM33 170H32L31 172H33ZM40 170H42V169H39L38 171H40ZM60 170H61V169H60ZM60 170H58V171H60ZM63 170H64V169H63ZM65 170H66V169H65ZM79 170H80V169H79ZM220 170H222V169H220ZM242 170H243V169H242ZM45 171H46V169H45ZM49 171H50V170H49ZM53 171H54V170H53ZM55 171H56V170H55ZM101 171H102V170H101ZM116 171H117V170H116ZM120 171H121V170H120ZM122 171H123V168H122ZM126 171H127V170H126ZM192 171H193V170H192ZM192 171H191V172H192ZM243 171H244V170H243ZM43 172H44V171H43ZM128 172H129V171H128ZM193 172H196V170H194ZM215 172H216V171H215ZM229 172H230V170H229ZM235 172H236V171H235ZM3 173H4V172H3ZM7 173H9V172H7ZM16 173H17V172H16ZM21 173H22V172H21ZM41 173H42V172H41ZM41 173H40L39 175H41ZM48 173H49V172H48ZM55 173H56V172H55ZM57 173H59V172H57ZM57 173H56V174H57ZM67 173H68V172H67ZM108 173H109V172H108ZM198 173H199V172H198ZM210 173H212V172H210ZM216 173H217V172H216ZM219 173H220V172H219ZM227 173H228V172H227ZM241 173H242V172H241ZM241 173H240V174H241ZM246 173H248V172H246ZM250 173H251V172H250ZM250 173H249V174H250ZM4 174H5V173H4ZM31 174H32V173H31ZM33 174H34V175L37 174V171H36V172H33ZM50 174H52V173H50ZM59 174H60V173H59ZM123 174H124V173H123ZM135 174H136V173H135ZM143 174H144V173H143ZM145 174H148V173H145ZM145 174H144V175H145ZM189 174H190V172H189ZM200 174H201V171H200ZM200 174H198V175H200ZM228 174H229V173H228ZM232 174H233V173H232ZM232 174H231V175H232ZM236 174H237V173H236ZM244 174H245V173H244ZM254 174L256 175L257 173L255 172ZM39 175H38V178H40ZM53 175H55V174H52V176H53ZM62 175H63V174H62ZM119 175H120V174H119ZM201 175H202V174H201ZM207 175H208V174H207ZM219 175H221V174H219ZM219 175L217 174V176H219ZM229 175H230V174H229ZM231 175H230V176H231ZM247 175H248V174H247ZM255 175H253V177H256ZM21 176H22V175H21ZM43 176H44V174H43ZM43 176H41V177L43 178ZM108 176H109V175H108ZM120 176L123 177L122 175H120ZM131 176H132V175H131ZM138 176H139V175H138ZM145 176H146V175H145ZM188 176H190V175H188ZM208 176H209V175H208ZM212 176H214V175L212 174ZM245 176H246V175H245ZM249 176H250V175H249ZM263 176H264V175H263ZM10 177H11V176H10ZM61 177H62V176H61ZM112 177H113V176H112ZM121 177H120V178H121ZM192 177H193L192 179H194V176H192ZM226 177H227V175H226ZM231 177H232V176H231ZM241 177H242V175H241ZM246 177H247V176H246ZM46 178H47V177H46ZM63 178H65V177H63ZM73 178H74V177H73ZM78 178H79V177H78ZM80 178H81V177H80ZM80 178H79V179H80ZM123 178H124V177H123ZM123 178H122V179H123ZM148 178H149V177H148ZM165 178H167V177L165 176ZM168 178H169V177H168ZM198 178H202V177H198ZM211 178H212V177H211ZM214 178H215V177H214ZM243 178H244V175H243ZM247 178H248V177H247ZM256 178H257V177H256ZM3 179H4V178H3ZM34 179H35V178H34ZM40 179H41V178H40ZM184 179H185V178H184ZM184 179H183V180H184ZM195 179H197V178H195ZM208 179H209V178H208ZM216 179H217V177H216ZM228 179H229V178H227V180H228ZM1 180H2V179H1ZM18 180H19V179H18ZM31 180H32V179H31ZM43 180H44V178H43ZM58 180H61V179H58ZM63 180H64V179H63ZM117 180H118V179H117ZM117 180H116V181H117ZM120 180H121V179H120ZM120 180H119V181H120ZM173 180H174V179H173ZM211 180H212V179H211ZM240 180H241V179H240ZM242 180H244V179H242ZM248 180H250V177H249ZM257 180H258V179H257ZM257 180H256V181H257ZM37 181H38V180H36L35 182H37ZM44 181H45V180H44ZM44 181H43V183H44ZM46 181H47V180H46ZM191 181H192V180H191ZM208 181H210V180H208ZM208 181H206V182H208ZM231 181H234V180L231 178ZM251 181H252V180H251ZM253 181H254V183H255V179H254ZM262 181H264V179H263ZM9 182H10V181H9ZM35 182H34V184H36ZM140 182H141V181H140ZM182 182H183V181H182ZM199 182H200V181H199ZM219 182H220V181H219ZM228 182H230V181L228 180ZM228 182H226V183L224 182V184H226V185H224V187L227 186V183H228ZM245 182H246V181H245ZM248 182H249V181H248ZM257 182H258V181H257ZM47 183H49V182H47ZM66 183H67V182H66ZM79 183H80V182H79ZM135 183L137 184V182H135ZM155 183H156V182H155ZM195 183H196V182H195ZM200 183H201L200 188L202 187V185H204V187L206 186L205 184H202V182H200ZM203 183H205V182H203ZM215 183H216V182H215ZM249 183H251V182H249ZM262 183H263V182H262ZM19 184H20V183H19ZM40 184H41V182H40ZM133 184H134V183H133ZM165 184H166V183H165ZM167 184H168V181H167ZM176 184H177V183H176ZM184 184H185V183H184ZM184 184H183V185H184ZM186 184H189V182H187ZM191 184H192V183H191ZM193 184H194V183H193ZM197 184H198V183H197ZM206 184H207V183H206ZM212 184H214V183H212ZM212 184H211V185H212ZM235 184H237V182H236ZM246 184H247V183H246ZM37 185H38V183H37ZM58 185H60V184H58ZM84 185H85V184H84ZM178 185H179V184H178ZM211 185H210V186H211ZM215 185H216V184H215ZM215 185H214V186H215ZM238 185H239V184H238ZM251 185H252V184H251ZM263 185H264V184H263ZM263 185H262V186H263ZM27 186H28V185H27ZM34 186H35V185H34ZM45 186H46V185H45ZM77 186H78V185H77ZM80 186H81V185H80ZM82 186H83V185H82ZM134 186H135V184H134ZM150 186H151V185H150ZM156 186H157V184H156ZM156 186H153V187L157 188L158 186H157V187H156ZM165 186H167V185H165ZM165 186H163V187L165 188ZM180 186H181V185H180ZM194 186H195V185H194ZM219 186H220V185H219ZM240 186H241V183H240ZM249 186H250V185H249ZM260 186H261V185H260ZM31 187H33V186H31ZM36 187H37V186H36ZM41 187H42V186H41ZM53 187H54V186H53ZM59 187H62V186L60 185ZM83 187H84V186H83ZM114 187H115V186H114ZM139 187H140V186H139ZM191 187H192V186H191ZM198 187H199V186H198ZM229 187H230V186H229ZM251 187H253V186H251ZM251 187H250V188H251ZM255 187H256V186H255ZM0 188H1V187H0ZM67 188H68V187H67ZM111 188H112V187H111ZM111 188H110V190H111ZM116 188H117V187H116ZM127 188H128V187H127ZM140 188H142V186H141ZM140 188H139V189H140ZM143 188H144V187H143ZM150 188H151V187H150ZM166 188H167V187H166ZM172 188H173V187H172ZM180 188L182 189V186H181ZM184 188L186 189V191H188V190H187L188 187H187V188H186V187H183V189H184ZM208 188H209V187H207L206 189L208 190ZM211 188H212V187H211ZM214 188L216 189V187H214ZM217 188H218V187H217ZM227 188H228V186L225 188L226 191L229 189V188H228V189H227ZM250 188H249V189H250ZM257 188H259V186H258ZM263 188H264V187H263ZM55 189H58V188H55ZM78 189H79V188H78ZM80 189H82V187H81ZM118 189H119V188H118ZM134 189L137 190V189H138V186H137V188H134ZM139 189H138V190H139ZM147 189H148V188H147ZM152 189H153V188H152ZM167 189H168V188H167ZM204 189H205V188H203V191H204V192H207V191L204 190ZM215 189H213V190H215ZM238 189H239V188H238ZM238 189H237V190H238ZM4 190H5V191H4ZM4 190H3L4 193H6V192H7L6 189H4ZM73 190H74V189H73ZM112 190H113V189H112ZM116 190H117V189H116ZM119 190H120V189H119ZM136 190H135V191H136ZM141 190H142V189H141ZM154 190H156V189H154ZM172 190H173V189H172ZM178 190H179V189H178ZM192 190H193V189H192ZM197 190L199 191V189H197ZM211 190H212V189H211ZM216 190H217V189H216ZM237 190L235 191V189H234L235 192H237ZM56 191H58V190H56ZM59 191H60V190H59ZM67 191H69V190H67ZM76 191H78V190L76 189ZM108 191H109V190H108ZM108 191H107V192H108ZM127 191H128V190H127ZM145 191H147V190H145ZM150 191H151V190H150ZM167 191H168V190H167ZM186 191H185V193H187ZM190 191H191V190H190ZM198 191H194V192H195L196 194H198V193H199ZM203 191H202V192H203ZM208 191H210V190H208ZM231 191H232V190H231ZM231 191H230V193H231ZM238 191H239V190H238ZM17 192H18V191H17ZM26 192H27V191H26ZM72 192H73V191H72ZM78 192H79V191H78ZM111 192H112V191H111ZM117 192H118V191H116V193H117ZM122 192H123V191H122ZM147 192H148V191H147ZM157 192H159V191H157ZM157 192H156V193H157ZM180 192H181V191H180ZM200 192H201V191H200ZM217 192H218L217 194H219V191H217ZM227 192H229V191H227ZM227 192H225L224 194H226ZM252 192H253V191H252ZM258 192H260V191H258ZM263 192H264V191H263ZM263 192H261V193H263ZM13 193H14V192H13ZM57 193H58V192H57ZM60 193H61V192H60ZM63 193H64V191H63ZM65 193H68V192H65ZM65 193H64V194H65ZM118 193H119V192H118ZM118 193H117V194H118ZM124 193H125V192H124ZM128 193L130 194V192H128ZM135 193H137V191H136ZM138 193L140 194L141 192H138ZM164 193H165V190H164ZM192 193H193V192H192ZM207 193H208V192H207ZM210 193H211V192H209V194H210ZM213 193H214V192H213ZM215 193H216V191H215ZM215 193H214V194H215ZM246 193H247V192H246ZM261 193H260V194H261ZM1 194H3V193H1ZM14 194H15V193H14ZM24 194H25V193H24ZM26 194H27V193H26ZM105 194H106V193H105ZM113 194H114V193H113ZM141 194H142V193H141ZM144 194H145V193H144ZM144 194H142V198H143V196L145 197ZM148 194H149V192H148ZM148 194L146 193V195H148ZM165 194H167V193H165ZM165 194H164V195H165ZM179 194H180V193H179ZM181 194H182V193H181ZM181 194H180V195H181ZM187 194H188V193H187ZM187 194L184 195V197L187 196ZM189 194H190V193H189ZM193 194H194V193H193ZM200 194H201V193H200ZM224 194H223V195H224ZM236 194H237V193H236ZM238 194H239V193H238ZM238 194H237V197L239 196ZM253 194H254V193H253ZM256 194H257V193H256ZM18 195H19V194H18ZM50 195H51V194H50ZM121 195H122V194H121ZM133 195H135V194H133ZM190 195H191V194H190ZM212 195H213V194H212ZM215 195H216V194H215ZM215 195H214V197H216ZM230 195H231V194H230ZM234 195H235V194H234ZM244 195H245V194H244ZM258 195H259V194H258ZM54 196H55V195H54ZM99 196H100V195H99ZM107 196H109V194H108ZM107 196H106V197H107ZM137 196H138V195H137ZM181 196H182V195H181ZM226 196H227V195H226ZM228 196H229V195H228ZM245 196H246V195H245ZM1 197H2V196H1ZM60 197H61V196H60ZM62 197H64V196H62ZM109 197H111V196H109ZM113 197H114V196H113ZM115 197H116V194H115ZM115 197H114V198H115ZM146 197H149V195L146 196ZM146 197H145V198H146ZM192 197H193V195H192ZM231 197H232V196H231ZM240 197H241V196H240ZM240 197H239V198H240ZM242 197H243V196H242ZM251 197H252V196H251ZM253 197H254V196H253ZM64 198H66V197H64ZM107 198H108V197H107ZM120 198L122 199L123 197L119 195V199H118V198H117V199L121 201ZM124 198H125V197H124ZM129 198H130V197H129V195H128V200H129ZM134 198H135V197H134ZM134 198H133V199H134ZM136 198H137V197H136ZM140 198H141V197H140ZM140 198H138V199H140ZM181 198H182V197H181ZM185 198H186V197H185ZM190 198H191V197H190ZM196 198H197V197H196ZM209 198H210V197H209ZM209 198H208V199H209ZM228 198H229V197H228ZM262 198H263V196H262ZM262 198H261V199H262ZM12 199H13V198H12ZM17 199H18V198H17ZM36 199H37V198H36ZM60 199H61V198H60ZM62 199H63V198H62ZM126 199H127V198H126ZM130 199H131V198H130ZM143 199H144V198H143ZM208 199H207V201H208ZM212 199H213V198H212ZM221 199H222V198H221ZM229 199H230V198H229ZM232 199L234 200V198H232ZM241 199H244V197L241 198ZM241 199H240V200H241ZM263 199H264V198H263ZM2 200H3V199H2ZM4 200H5V199H4ZM94 200H95V199H94ZM110 200H111V199H110ZM113 200H115V199H113ZM136 200H137V199H136ZM141 200H142V199H141ZM146 200H147V199H146ZM159 200H160V199H159ZM159 200H158V201H159ZM171 200H172V199H171ZM171 200H170V201H171ZM191 200H193V198H191L190 201H191ZM196 200H198V199H196ZM213 200H214V199H213ZM213 200H212V201H213ZM218 200H219V199H218ZM233 200H232V201H233ZM236 200H237V199H236ZM25 201H26V200H25ZM96 201H98V200L96 199ZM101 201H103V199H102ZM101 201H100V202H101ZM131 201H132V200H131ZM137 201H139V200H137ZM137 201L134 200L132 203H134V202L137 203ZM143 201H144V200H143ZM158 201H157V202H158ZM176 201H178V200H176ZM179 201H180V200H179ZM179 201H178V202H179ZM205 201H206V199H205ZM212 201H209V202H212ZM219 201H220V200H219ZM228 201H229V200H228ZM232 201H231V205H233V204H232ZM241 201H242V200H241ZM244 201H245V200H244ZM29 202H30V201H29ZM29 202H28V203H29ZM37 202H38V201H37ZM53 202H54V201H53ZM108 202H109V201H108ZM111 202H113V201H111ZM114 202H115V201H114ZM118 202H119V201H118ZM118 202H117V203H118ZM122 202H124L123 199H122ZM141 202H142V201H141ZM145 202H146V201H145ZM147 202H148V201H147ZM147 202H146V203H147ZM157 202H155V203H157ZM185 202H186V200H185ZM193 202H194V201H193ZM199 202H200V201H199ZM213 202H214V201H213ZM238 202H239V200H238ZM238 202H237V204H238ZM246 202H247V201H246ZM256 202H257V201H256ZM24 203H25V202H24ZM28 203H27V205H28ZM95 203H96V202H95ZM95 203H94V204H95ZM119 203H120V202H119ZM128 203H129V202H128ZM132 203H131V204H132ZM149 203H150V201H149ZM149 203H148V204H149ZM170 203H171V202H169V204H170ZM176 203H177V202H176ZM188 203H189V202H188ZM197 203H198V202H197ZM200 203H201V202H200ZM219 203H220V202H219ZM227 203H228V202H227ZM241 203H242V202H240V204H241ZM243 203H244V202H243ZM243 203H242V204H243ZM1 204H2V203H1ZM3 204H4V203H3ZM3 204H2V206H4ZM29 204H30V203H29ZM91 204H92V203H91ZM112 204H113V203H112ZM115 204H116V202H115ZM115 204H114V205H115ZM144 204H145V203H144ZM158 204H160V202H159ZM182 204H183V202H182ZM182 204H180V205H182ZM206 204H207V202H206ZM213 204L216 205V203H213ZM213 204H212L211 207H214V206H215V205L213 206ZM244 204H245V203H244ZM247 204H248V203H247ZM38 205H40V204H38ZM70 205H71V204H70ZM99 205H100V203H99ZM99 205H97V206H99ZM114 205H113V206H114ZM118 205H119V204H117V206H115V209L118 207ZM126 205H127V203H126ZM134 205H135V204H134ZM161 205H162V204H161ZM163 205H164V203H163ZM165 205H166V204H165ZM190 205H191V204H190ZM195 205H196V204H195ZM199 205H200V204H199ZM238 205H239V204H238ZM0 206H1V205H0ZM15 206H16V205H15ZM18 206H19V205H17V207H18ZM30 206H31V205H30ZM40 206H41V205H40ZM42 206H43V204H42ZM42 206H41V207H42ZM93 206H94V205H93ZM93 206H92V207H93ZM95 206H96V205H95ZM100 206L103 207L102 205H100ZM110 206H111V205H108V207H110ZM119 206H120V205H119ZM121 206H122V205H121ZM129 206H130V205H128V207H129ZM132 206H133V205H132ZM147 206H149V205H147ZM155 206H156V205H155ZM158 206H159V205H158ZM208 206H209V205H208ZM208 206H207V207H208ZM229 206H230V205H229ZM233 206H234V209H235V206H237V205H233ZM241 206H242V205H241ZM244 206H245V205H244ZM261 206H262V205H261ZM31 207H32V206H31ZM37 207H38V206H37ZM71 207H72V206H71ZM104 207H105V206H104ZM108 207H107V208H108ZM123 207H124V206H123ZM123 207H122V208H123ZM145 207H146V206H145ZM151 207H152V204H151ZM168 207H169V206H168ZM173 207H174V205H173ZM182 207H183V206H182ZM218 207H219V205H218ZM223 207H224V204H223ZM223 207H221V208H223ZM248 207H249V206H248ZM26 208H27V207H26ZM87 208H88V207H87ZM94 208H95V207H94ZM99 208H100V207H99ZM125 208H126V207H125ZM125 208H124V209H125ZM133 208H134V207H132L131 209H133ZM156 208H157V207H156ZM158 208H159V207H158ZM164 208H165V207H164ZM183 208H184V207H183ZM193 208H194V207H193ZM199 208H200V207H199ZM204 208H205V209H204V210H205L204 214H205L206 211H207V209H206V207H204ZM214 208H216V207H214ZM244 208H245V207H244ZM259 208H260V207H259ZM15 209H16V208H15ZM22 209H23V208H22ZM28 209H29V207H28ZM73 209H74V208H73ZM89 209H90V208H89ZM92 209H93V208H92ZM97 209H98V208H97ZM103 209H104V208H103ZM135 209H136V208H135ZM135 209H134V210H135ZM145 209H146V208H145ZM151 209H152V208H151ZM153 209H154V208H153ZM153 209H152V211H153ZM162 209H163V207H162ZM169 209H170V208H169ZM176 209H178V208H176ZM196 209H197V206H196ZM196 209H195V210H196ZM223 209H224V208H223ZM230 209H231V208H230ZM238 209H239V208H238ZM241 209H242V208H241ZM249 209H250V207H249ZM254 209H255V208H254ZM257 209H258V208H257ZM262 209H263V208H262ZM7 210H8V209H7ZM20 210H21V209H20ZM20 210H19V211H20ZM36 210H37V209H36ZM75 210H76V209H75ZM98 210H100V209H98ZM98 210H96V211L98 212ZM112 210H113V209H112ZM121 210H122V209H121ZM126 210H127V209H126ZM128 210H129V209H128ZM128 210H127V211H128ZM134 210H133V212H134ZM142 210H143V209H142ZM147 210H148V209H147ZM156 210H157V209H156ZM156 210H155V211H156ZM180 210H182V209H180ZM180 210H178V211H180ZM192 210H193V209H192ZM208 210H209V208H208ZM8 211H9V210H8ZM8 211H7V212H8ZM28 211L30 212V209H29ZM32 211H33V209H32ZM32 211H31V212H32ZM96 211H95V212H96ZM116 211H117V210H116ZM122 211H123V210H122ZM127 211H126L125 214H127ZM130 211H131V210H130ZM130 211H129V212H130ZM138 211H139V210H138ZM143 211H144V210H143ZM145 211H146V210H145ZM145 211H144V212H145ZM149 211H151V210H149ZM161 211H162V210H161ZM164 211L167 212V210H165V209H164ZM182 211H183V210H182ZM209 211H210V210H209ZM212 211H213V210H212ZM214 211H215V210H214ZM220 211H221V210H220ZM220 211H219V213H220ZM242 211H243V209H242ZM256 211H257V210H256ZM20 212H21V211H20ZM31 212H30V213H31ZM85 212H86V209H85ZM93 212H94V211H93ZM101 212H103V210H101ZM107 212H108V211H107ZM124 212H125V210H124ZM124 212H123V213H124ZM129 212H128V213H129ZM201 212H203V211H201ZM16 213H17V212H16ZM27 213H28V212H27ZM33 213H34V212H33ZM39 213H40V212H39ZM83 213H84V212H83ZM91 213H92V211H91ZM91 213H90V214H91ZM104 213H105V211H104ZM111 213H112V212H111ZM131 213H132V212H131ZM131 213H130V214H131ZM140 213H141V212H140ZM153 213H154V212H153ZM153 213H151V215H153ZM156 213H157V212H156ZM161 213H162V212H161ZM173 213H174V212H173ZM184 213H186V212H184ZM208 213H209V212H208ZM215 213H216V212H215ZM242 213H245V211L242 212ZM242 213H241V215H242ZM41 214H42V213H41ZM46 214H47V213H46ZM96 214H97V213H96ZM96 214H95V217H96ZM106 214H107V213H106ZM108 214H110V213H108ZM132 214H133V213H132ZM138 214H139V213H138ZM141 214H144V216H145L146 213H141ZM147 214H148V213H147ZM147 214H146V215H147ZM154 214H155V213H154ZM164 214H165V213H164ZM187 214H188V213H187ZM202 214H203V213H202ZM204 214H203V216H204ZM216 214H217V213H216ZM220 214H221V213H220ZM220 214H219V216H220ZM223 214H224V213H223ZM232 214H233V213H232ZM247 214H248V213H247ZM259 214H260V213H259ZM259 214H258V215H259ZM261 214H262V213H261ZM32 215H33V214H32ZM42 215H44V214H42ZM42 215H41V216H42ZM97 215L99 216V214H97ZM100 215H101V213H100ZM102 215H103V214H102ZM111 215H112V214H111ZM155 215H156V214H155ZM162 215H163V213H162ZM165 215H167V214H165ZM172 215H173V214H172ZM172 215H171V218H172ZM205 215H206V214H205ZM207 215H208V214H207ZM213 215H214V214H213ZM8 216H10V215H8ZM28 216H29V215H28ZM41 216H40V218H41ZM46 216H47V215H46ZM46 216H45V217H46ZM109 216H110V215H109ZM125 216H126V215H125ZM127 216H129V215H127ZM131 216H132V215H131ZM135 216H136V215H135ZM137 216H139V215H137ZM140 216H142V215H140ZM144 216H142V217H144ZM147 216H148V215H147ZM147 216H146V217H147ZM156 216H157V215H156ZM156 216H155V217H156ZM180 216H181V215H180ZM191 216H192V215H191ZM194 216H195V215H194ZM209 216H210V215H209ZM209 216H206V217H208L207 219H209ZM211 216H212V215H211ZM217 216H218V215H217ZM237 216H238V215H237ZM239 216H240V215H239ZM255 216H257V215H255ZM263 216H264V215H263ZM11 217H12V216H11ZM32 217H33V216H32ZM43 217H44V216H43ZM92 217H93V216H92ZM101 217H102V216H101ZM101 217H100V218H101ZM148 217H149V216H148ZM158 217H159V216H158ZM160 217H161V216H160ZM162 217H164V216H162ZM177 217H178V216H177ZM189 217H190V216H189ZM192 217H193V216H192ZM200 217H202V216H200ZM240 217H241V216H240ZM257 217H258V216H257ZM81 218H83V217H81ZM113 218H114V217H113ZM134 218H135V217H134ZM134 218L132 217V219H134ZM136 218H137V217H136ZM138 218H139V217H138ZM151 218H153V217H151ZM174 218H176V217L174 216ZM180 218H181V217H180ZM187 218H188V217H187ZM211 218H212V217H211ZM221 218H222V216H221ZM223 218H224V217H223ZM233 218H234V217H233ZM233 218H232V219H233ZM243 218H244V215H243ZM254 218H255V217H254ZM1 219H2V218H1ZM10 219H12V218H10ZM13 219H14V218H13ZM31 219H33V218H31ZM41 219H42V218H41ZM46 219H47V218H46ZM104 219L106 220V217L103 218V220H104ZM111 219H112V218H111ZM111 219H110V220H111ZM118 219H119V218H118ZM127 219H128V221H131V220H132L130 217H128ZM130 219H131V220H130ZM147 219H149V218H147ZM163 219H164V218H163ZM169 219H170V216H169ZM182 219H183V218H182ZM193 219H194V218H193ZM193 219H192L190 222H192ZM195 219H196V218H195ZM195 219H194V220H195ZM198 219H199V218H198ZM205 219H206V218H205ZM212 219H213V218H212ZM217 219H218V218H217ZM238 219H240V218H238ZM245 219H246V217H245ZM27 220H28V219H27ZM79 220H80V219H79ZM95 220H96V218H95ZM101 220H102V219H101ZM101 220H100V222H101ZM107 220H108V218H107ZM121 220H122V219H121ZM134 220H135V219H134ZM136 220H137V219H136ZM141 220H142V219H141ZM141 220H139V221H141ZM144 220H145V219H144ZM154 220H156V218H155ZM183 220H184V219H183ZM201 220H202V219H201ZM213 220L215 221L216 218L213 219ZM243 220H244V219H243ZM247 220H248V219H247ZM250 220H251V219H250ZM253 220H254V219H252V221H253ZM257 220L259 221V218H258ZM263 220H264V218H263ZM9 221H10V220H9ZM32 221H34V220H32ZM42 221H43V220H42ZM98 221H99V220H98ZM117 221H118V220H117ZM119 221H120V220H119ZM132 221H133V220H132ZM148 221H149V220H148ZM162 221H163V220H162ZM162 221H161V222H162ZM170 221H171V220H170ZM172 221H173V220H172ZM172 221H171V222H172ZM180 221H181V220H180ZM184 221H185V220H184ZM199 221H200V220H199ZM202 221H203V220H202ZM205 221H206V220H205ZM207 221H208V220H207ZM216 221H217V220H216ZM218 221H219V220H218ZM222 221H223V220H222ZM222 221H221V223H222ZM240 221H241V220H240ZM258 221H257V222H258ZM74 222H75V221H74ZM76 222H77V220H76ZM100 222H99V224H100ZM122 222H123V220H122ZM133 222H134V221H133ZM135 222H136V221H135ZM137 222H138V221H137ZM142 222H143V221H142ZM150 222L152 223V220L149 221V223H150ZM163 222H164V221H163ZM165 222H167V221L165 220ZM165 222H164V223H165ZM176 222H177V219H176ZM195 222H196V221H195ZM209 222H212V221H209ZM232 222H233V220H232ZM232 222H231V223H232ZM235 222H236V219H235ZM235 222H234V223H235ZM247 222H248V221H247ZM253 222H254V221H253ZM25 223H26V222H25ZM77 223H78V222H77ZM97 223H98V222H97ZM103 223H104V222H103ZM103 223H101V224H103ZM117 223H118V222H117ZM140 223H141V222H140ZM143 223H145V221H144ZM147 223H148V222H147ZM153 223H154V222H153ZM155 223H156V222H155ZM167 223H170V222L168 221ZM172 223H173V222H172ZM172 223H171V224H172ZM187 223H188V221H187ZM200 223H202V222H200ZM205 223H206V222H205ZM226 223H227V222H226ZM240 223H241V222H240ZM260 223H261V220H260ZM263 223H264V222H263ZM4 224H5V223H4ZM14 224H15V222H14ZM14 224L12 223V225H14ZM22 224H23V223H22ZM109 224H112V223H109ZM120 224H122V223H120ZM127 224H128V223H127ZM136 224H137V223H136ZM159 224H160V222H159ZM162 224H163V223H162ZM165 224H166V223H165ZM176 224H179V223H176ZM176 224H175V225H176ZM181 224H182V223H181ZM195 224H196V223H195ZM195 224H193V225H195ZM198 224H199V223H198ZM207 224H208V223H207ZM207 224H206V225H207ZM209 224H211V223H209ZM209 224H208V225H209ZM216 224L218 225V223H216ZM238 224H239V223H238ZM253 224H254V223H253ZM29 225L31 226V223H30ZM82 225H83V224H82ZM148 225H149V224H148ZM150 225H155V224H150ZM186 225H187V224H186ZM199 225H200V224H199ZM206 225H205V226H206ZM208 225H207V226H208ZM217 225H216V226H217ZM240 225H241V224H240ZM247 225H248V226H252V225H249L248 223H247ZM30 226H29V227H30ZM32 226H33L34 228H36L34 225H32ZM38 226H39V225H38ZM78 226H79V225H78ZM107 226H108V224H107ZM117 226H118V225H117ZM159 226H161V225H159ZM159 226H158V227H159ZM167 226H168V225H167ZM173 226H174V225H173ZM187 226H188V225H187ZM209 226H210V225H209ZM211 226H212V225H211ZM241 226H242V225H241ZM257 226H258V225H257ZM260 226H261V224H260ZM260 226H259V227H260ZM24 227H25V226H24ZM24 227H23V228H24ZM75 227H76V226H75ZM110 227H111V226H110ZM110 227H109V228H110ZM120 227H121V225H120ZM123 227H124V226H123ZM129 227H130V226H129ZM129 227H128V228H129ZM132 227H133V226H132ZM143 227H145V226H143ZM154 227H157V226H154ZM162 227H163V225H162ZM165 227H166V226H165ZM168 227H169V226H168ZM177 227H178V226H177ZM190 227H191V226H190ZM203 227H204V226H203ZM218 227H219V226H218ZM218 227H217V228H218ZM237 227H238V226H237ZM30 228H31V227H30ZM72 228H73V227H72ZM77 228H78V227H76L75 229H77ZM105 228H106V227H105ZM109 228H108V229H109ZM118 228H119V227H117V229H118ZM125 228H127V227H125ZM151 228H153V227H151ZM180 228H182V227H180ZM188 228H189V227H188ZM199 228H200V227H199ZM199 228H198V229H199ZM213 228H214V227H213ZM230 228H231V227H230ZM247 228H249V227H247ZM263 228H264V227H263ZM27 229H28V228H27ZM32 229H33V228H32ZM95 229H96V228H95ZM97 229H98V228H97ZM103 229H104V227H103ZM129 229H130V228H129ZM129 229H128V230H129ZM144 229H145V228H144ZM154 229H155V228H154ZM157 229H158V228H157ZM159 229H161V228H159ZM166 229H167V228H166ZM169 229H170V230H169ZM169 229H168V231H171V232H172V228H169ZM173 229H174V228H173ZM182 229H183V228H182ZM194 229H195V228H194ZM198 229H197V231H198ZM224 229H225V228H224ZM226 229H227V228H226ZM231 229H233V228H231ZM238 229H240V228H238ZM249 229H251V228H249ZM14 230H15V229H14ZM23 230H24V229H23ZM79 230H80V229H79ZM104 230H105V229H104ZM110 230H112V229H110ZM122 230H123V229H122ZM125 230H126V229H125ZM132 230H133V229H132ZM136 230H137V229H136ZM139 230H141V227H140ZM174 230H175V229H174ZM174 230H173L172 233L175 232ZM183 230H185V228H184ZM183 230L180 231V232L183 233ZM192 230H193V227H192ZM192 230H191V232H192ZM195 230H196V229H195ZM202 230H203V229H202ZM207 230H208V229H207ZM209 230H210V229H209ZM212 230H213V229H212ZM214 230H215V229H214ZM217 230H218V229H217ZM229 230H230V229H229ZM236 230H237V229H236ZM240 230H241V229H240ZM259 230H260V228H259ZM12 231H13V230H12ZM76 231H77V230H76ZM92 231H94V230H92ZM126 231H127V230H126ZM137 231H138V230H137ZM148 231H149V229H148ZM156 231H157V230H156ZM156 231H155V232H156ZM161 231H162V229H161ZM163 231H164V230H163ZM163 231H162V234H163ZM168 231H167V232H168ZM197 231H196V233H197ZM203 231H204V230H203ZM251 231H252V230H251ZM251 231H250V232H251ZM257 231H258V230H257ZM103 232H104V231H103ZM121 232H122V231H121ZM124 232H125V231H124ZM128 232H129V231H128ZM138 232H139V231H138ZM155 232H154V233H155ZM177 232H178V230H177ZM187 232H188V231H187ZM193 232H194V231H193ZM193 232H192V233H193ZM207 232H209V231H206V232H204V233L206 234ZM211 232H212V231H211ZM230 232H231V231H230ZM234 232H235V231H234ZM262 232H263V231H261V232H259V233H262ZM5 233H6V232H5ZM15 233H16V232H15ZM85 233H86V232H85ZM101 233H102V231H101ZM108 233H109V232H108ZM112 233H113V231H112ZM126 233H127V232H126ZM140 233H142V231H141ZM149 233H150V232H149ZM149 233H148V234H149ZM157 233H158V232H157ZM175 233H176V232H175ZM178 233H179V232H178ZM189 233H190V232H189ZM201 233H202V232H201ZM237 233H238V232H237ZM244 233H245V232H244ZM247 233H248V232H247ZM247 233H246V234H247ZM263 233H264V232H263ZM263 233H262V235H264ZM1 234H2V233H1ZM3 234H4V233H3ZM82 234H83V233H82ZM118 234H119V233H118ZM120 234H122V233H120ZM142 234H143V233H142ZM146 234H147V233H145V235H146ZM151 234H152V233H151ZM159 234H160V233H159ZM170 234H171V233H168L167 235H170ZM180 234H181V233H180ZM193 234H194V233H193ZM193 234H192V235H193ZM199 234H200V233H199ZM211 234H212V233H211ZM225 234H226V233H225ZM225 234H224V235H225ZM232 234H233V233H232ZM232 234H231V235H232ZM246 234H245V236H246ZM48 235H49V234H48ZM73 235H74V234H73ZM73 235H71V236H73ZM96 235H97V234H96ZM108 235H110V234H108ZM115 235H116V234H115ZM138 235H140V234H138ZM149 235H150V234H149ZM157 235H158V234H156V236H157ZM183 235H184V234H183ZM183 235H182V236H183ZM186 235H187V234H186ZM202 235H203V234H202ZM209 235H210V233H209ZM217 235H218V233H217ZM222 235H223V234H222ZM224 235H223V236H224ZM229 235H230V234H229ZM239 235H240V234H239ZM249 235H250V234H249ZM262 235H261V236H262ZM6 236H7V235H6ZM141 236H142V235H141ZM141 236H140V237H141ZM154 236H155V235H154ZM156 236H155V237H156ZM158 236H159V235H158ZM158 236H157V237H158ZM170 236H171V235H170ZM182 236H181V237H182ZM188 236H189V234H188ZM188 236H186V238H187ZM206 236H207V235H206ZM227 236H228V235H227ZM241 236H242V235H241ZM241 236H240V237H241ZM250 236H252V235H250ZM110 237H111V236H110ZM110 237H109V238H110ZM129 237H130V236H129ZM149 237H150V236H148V238H149ZM152 237H153V235H152ZM167 237H169V236H167ZM175 237L177 238L176 235H175ZM181 237H180V240H181ZM191 237H192V236H191ZM209 237H210V236H209ZM220 237H222V236H220ZM230 237H231V236H230ZM230 237H229V238H230ZM232 237H233V236H232ZM235 237H236V235H235ZM258 237H259V239H260V234L258 235ZM262 237H264V236H262ZM15 238H16V237H15ZM22 238H24V237H22ZM112 238H114V237H112ZM112 238H111V239H112ZM165 238H166V235H165ZM169 238H171V237H169ZM198 238H200V237L198 236ZM210 238H211V237H210ZM210 238H208V240H209ZM223 238H224V237H223ZM241 238H243V237H241ZM249 238H250V237H249ZM249 238H248V240H249ZM251 238H254V237H251ZM256 238H257V237H256ZM69 239H70V238H69ZM85 239H86V238H85ZM89 239H90V238H89ZM144 239H145V236H144ZM157 239H159V237H158ZM162 239H163V236H162ZM178 239H179V237H178ZM189 239H190V242H191L192 240H191L190 236H189ZM189 239H188V240H189ZM192 239H193V238H192ZM236 239H237V238H236ZM246 239H247V238H246ZM262 239H263V238H261V240H262ZM75 240H76V238H75ZM75 240H74V241H75ZM86 240H87V239H86ZM92 240H93V239H92ZM142 240H143V239H142ZM146 240H147V238H146ZM148 240H150V238H149ZM148 240H147V241H148ZM151 240H152V239H151ZM160 240H161V239H160ZM163 240H164V239H163ZM171 240H172V239H170V241H171ZM174 240H175V239H174ZM197 240H198V239H197ZM200 240H201V239H200ZM261 240H259V243H261ZM1 241H2V240H1ZM1 241H0V242H1ZM5 241H6V240H5ZM8 241H9V239H8ZM10 241H11V240H10ZM69 241H70V240H69ZM69 241H68V242H69ZM81 241H82V240H81ZM90 241H91V240H90ZM112 241H113V239H112ZM116 241H117V240H116ZM126 241H127V240H126ZM139 241L141 242L140 239H139ZM143 241H144V240H143ZM143 241H142V242H143ZM153 241H154V240H153ZM176 241H177V240H176ZM198 241H199V240H198ZM198 241H197V242H198ZM224 241H225V240H224ZM226 241H227V240H226ZM238 241H239V240H238ZM253 241H254V240H253ZM256 241H257V240H256ZM17 242H18V241H17ZM123 242H124V241H123ZM133 242H134V241H133ZM150 242H151V241H150ZM156 242H157V241H156ZM171 242H173V241H171ZM186 242H187V241H186ZM190 242H189V244H190ZM205 242H206V241H205ZM212 242H214V241H212ZM215 242H216V241H215ZM235 242H236V241H235ZM239 242H240V241H239ZM244 242H245V241H244ZM21 243H23V242H21ZM25 243H27V242H25ZM106 243H107V242H106ZM106 243H105V244H106ZM116 243H117V242H116ZM144 243H146V242L144 241ZM162 243H163V242H162ZM162 243H161V244H162ZM164 243H166V242H164ZM175 243H176V242H175ZM175 243H174V244H175ZM180 243H181V242H180ZM191 243H192V242H191ZM198 243H200V242H198ZM207 243H208V242H207ZM224 243H225V242H224ZM228 243L230 244L229 241H228ZM228 243H225V245L228 244ZM242 243H243V242H242ZM245 243H246V242H245ZM249 243H250V242H249ZM257 243H258V242H257ZM2 244H3V243H2ZM57 244H58V243H57ZM92 244H93V243H92ZM98 244H99V243H98ZM103 244H104V243H103ZM142 244H143V243H142ZM147 244H148V243H147ZM159 244H160V243H159ZM189 244H188V246H189ZM229 244H228V247H229ZM234 244H235V243H234ZM263 244H264V243H263ZM0 245H1V244H0ZM11 245H12V244H11ZM23 245H24V244H23ZM23 245H22V246H23ZM72 245H73V244H72ZM99 245H100V244H99ZM136 245H137V244H136ZM136 245H135V246H136ZM139 245H140V244H139ZM154 245H155V244H154ZM154 245H153L152 247H154ZM162 245H163V244H162ZM167 245H168V244H167ZM167 245H166V246H167ZM171 245H173V244H171ZM185 245H186V244H185ZM185 245H184V246H185ZM195 245H196V244H195ZM200 245H201V244H200ZM203 245H204V244H203ZM222 245L224 246V244H222ZM9 246H10V245H9ZM59 246H60V245H59ZM69 246H70V245H69ZM100 246H101V245H100ZM102 246H103V245H102ZM147 246H148V245H147ZM156 246H157V245H156ZM158 246H160V245H158ZM158 246H157L156 248H160V247H158ZM168 246H169V245H168ZM173 246H174V245H173ZM176 246H177V245H176ZM210 246H211V245H210ZM210 246H209V248H210ZM239 246H240V245H238V247H239ZM241 246H242V244H241ZM246 246H248V245H246ZM253 246H254V245H253ZM257 246H258V245H257ZM2 247H3V245H2ZM16 247H18V246H16ZM16 247H15V249H16ZM74 247H75V246H74ZM86 247H87V246H86ZM90 247H91V246H90ZM103 247H105V246H103ZM121 247H122V246H121ZM141 247H142V246H141ZM189 247H190V246H189ZM202 247H203V246H202ZM204 247H205V246H204ZM230 247H231V246H230ZM243 247H244V245H243ZM254 247H256V245H255ZM75 248H76V247H75ZM75 248H74V249H75ZM78 248H79V247H78ZM92 248H93V247H92ZM111 248H112V247H111ZM136 248H137V247H136ZM136 248H135V249H136ZM148 248H149V246H148ZM161 248H162V246H161ZM168 248H170V247H168ZM175 248H176V247H174V250H175ZM179 248H181L180 245H179ZM185 248H187V247L185 246ZM206 248H208V247H206ZM245 248H246V249H249L250 247H249V248L245 247ZM258 248H259V246H258ZM261 248H262V247H261ZM11 249H13V248H11ZM29 249L31 250L32 248H27L26 250H23V251H24L23 254H20L19 256H17V257L15 258L14 261H11V260H10V259L13 258L14 256H12L10 259H7V258H8L7 256H6V257H7V258H6V257H4V255L0 254V264H30V252H31V251H29ZM70 249H71V248H70ZM93 249H94V248H93ZM101 249H102V248H101ZM132 249H133V248H132ZM141 249H143V248H141ZM154 249H155V248H154ZM187 249H188V248H187ZM246 249H245V250H246ZM255 249H256V248H255ZM1 250H2V249H1ZM81 250H82V249H81ZM91 250H92V249H91ZM94 250H96V248H95ZM102 250H103V249H102ZM102 250H101V251H102ZM125 250H126V248H125ZM145 250H148V249L145 248ZM159 250H160V249H159ZM162 250H163V248H162ZM169 250H170V249H169ZM169 250H168V251H169ZM171 250H172V247H171ZM176 250H177V248H176ZM176 250H175V251H176ZM180 250H181V249H180ZM188 250H189V249H188ZM188 250H187V251H188ZM190 250H191V249H190ZM190 250H189V251H190ZM198 250H199V249H198ZM209 250H210V249H209ZM240 250H241V249H240ZM240 250H239V251H240ZM250 250H251V248H250ZM257 250H258V249H257ZM32 251H33V250H32ZM61 251H62V250H61ZM67 251H68V250H67ZM73 251H74V250H73ZM108 251H110V250H108ZM130 251H132V250H130ZM138 251H139V248H138ZM149 251H150V250H149ZM149 251H147V252H149ZM152 251H153V250H152ZM155 251H156V250H155ZM165 251H166V248H165ZM165 251H164V252H165ZM175 251H174V252H175ZM184 251H185V250H184ZM187 251H186V253H187ZM189 251H188V253H192V252H189ZM239 251H238V253H239ZM255 251H256V250H255ZM263 251H264V250H263ZM1 252H2V251H1ZM1 252H0V253H1ZM12 252H14V251H12ZM81 252H82V251H81ZM81 252H80V253H81ZM86 252H88V251H86ZM86 252H85V253H86ZM91 252H92V251H91ZM97 252H99V251L97 250L96 253H97ZM157 252H158V250H157ZM157 252H156V255H157ZM224 252L226 253L225 250H224ZM227 252H228V251H227ZM242 252H243V251H242ZM242 252H240L239 254H241ZM257 252H258V251H257ZM3 253H4V252H3ZM9 253H10V252H9ZM9 253H8V254H9ZM92 253H93V252H92ZM100 253H101V252H100ZM109 253H110V252H109ZM111 253H112V252H111ZM135 253H136V251H135ZM135 253H134V254H135ZM138 253H139V252H138ZM143 253H144V251H143ZM149 253H151V252H149ZM160 253H162V252H160ZM166 253H167V251H166ZM169 253H171V252H169ZM184 253H185V252H184ZM188 253H187V254H188ZM251 253H252V252H251ZM261 253H262V252H261ZM261 253H259V254H261ZM107 254H108V253H107ZM118 254H120V252H119ZM118 254H117V255H118ZM125 254H126V253H125ZM127 254H128V253H127ZM136 254H137V253H136ZM171 254L173 255V253H171ZM175 254H176V252H175ZM200 254H202V253H200ZM203 254H204V253H203ZM208 254H209V253H208ZM223 254H224V253H223ZM227 254H228V253H226L225 255H227ZM236 254H237V253H236ZM256 254H257V253H256ZM11 255H12V253H11ZM13 255H14V254H13ZM44 255H45V252H44ZM70 255H71V254H70ZM76 255H77V254H76ZM78 255H79V254H78ZM96 255H97V254H96ZM99 255H100V254H99ZM111 255H112V254H111ZM128 255H130V253H129ZM128 255H127V257H128ZM139 255H142V254H139ZM145 255L148 256L149 254L147 253V254H145ZM153 255H154V253H153ZM161 255H162V254H161ZM172 255H170V256H172ZM191 255H193V253H192ZM225 255H224V256H225ZM244 255H245V254H244ZM9 256H10V255H9ZM47 256H48V255H47ZM72 256L74 257L75 255L73 254ZM80 256H81V255H80ZM87 256H88V255H87ZM87 256H86V257H87ZM120 256H121V255H120ZM123 256H124V255H123ZM130 256H131V255H130ZM151 256H152V255H151ZM151 256H150V257H151ZM154 256H155V255H154ZM154 256H153V257H154ZM188 256H190V254H189ZM193 256H194V255H193ZM193 256H192V257H193ZM246 256H247V259H248V254H246ZM250 256H251V255H250ZM250 256H249V257H250ZM60 257H61V256H60ZM73 257H72V260H73ZM89 257H91V256H89ZM97 257H98V256H97ZM125 257H126V256H125ZM125 257H124V258H125ZM137 257H138V255H137ZM153 257H152V258H153ZM207 257H208V255H207ZM239 257H240V256H239ZM244 257H245V256H244ZM75 258H77V257L75 256ZM78 258H80V257H78ZM87 258H88V257H87ZM91 258H92V257H91ZM91 258H88L87 260H89V259H91ZM99 258H100V257H99ZM121 258H122V257H121ZM144 258H145V257H144ZM172 258H173V257H172ZM190 258H191V256H190ZM237 258H238V257H237ZM45 259H46V258H45ZM59 259H60V258H59ZM82 259H83V258H82ZM128 259H129V258H128ZM148 259H149V258H148ZM148 259H145V260H148ZM162 259H163V258H162ZM169 259H170V258H169ZM191 259H194V258H191ZM201 259H202V258H201ZM239 259H240V258H239ZM241 259H242V258H241ZM249 259H250V258H249ZM254 259H255V258H254ZM78 260L81 261L80 259H78ZM78 260H77V261H78ZM110 260H112V259H110ZM118 260H119V259H118ZM145 260H144V261H145ZM160 260H161V257H160ZM167 260H168V258H167ZM170 260H171V259H170ZM173 260H174V259H173ZM173 260H171V261H173ZM65 261H66V260H64V262H65ZM73 261H74V260H73ZM83 261H84V263H85V260H83ZM91 261H92V260H91ZM101 261H103V260H101ZM104 261H105V259H104ZM125 261H129V260L126 259ZM155 261H156V260H155ZM168 261H169V260H168ZM191 261H192V260H191ZM197 261H198V260H197ZM244 261H246V260L244 259ZM244 261H243V262H244ZM50 262H51V261H50ZM55 262H56V261H55ZM57 262H59V261H57ZM69 262H71V261H69ZM93 262H95V261H93ZM96 262H97V261H96ZM109 262H111V261H108V263H109ZM145 262H146V261H145ZM147 262H148V261H147ZM147 262H146V263H147ZM158 262H159V261H158ZM193 262H195V261H193ZM201 262H202V261H201ZM240 262L242 263V260H241ZM246 262H247V261H246ZM248 262H249V261H248ZM255 262H256V261H255ZM261 262H262V261H261ZM47 263L49 264V262H47ZM51 263H52V262H51ZM84 263H83V264H84ZM86 263H87V262H86ZM88 263H89V262H88ZM105 263H106V262H105ZM117 263H118V261H117ZM135 263H136V262H135ZM142 263H143V262H142ZM148 263H149V262H148ZM152 263H153V262H152ZM154 263H156V262H154ZM161 263H162V262H161ZM163 263H164V262H163ZM167 263H168V264H173V263H169V262H167ZM196 263H197V262H196ZM198 263H199V262H198ZM208 263H209V262H208ZM230 263H231V262H230ZM230 263H229V264H230ZM234 263H235V262H234ZM250 263L252 264V261H251ZM65 264H66V263H65ZM90 264H91V263H90ZM125 264H126V263H125ZM138 264H140V262H139ZM144 264H145V263H144ZM149 264H150V263H149ZM157 264H158V263H157ZM174 264H175V263H174ZM194 264H195V263H194ZM242 264H243V263H242ZM260 264H261V263H260Z\"/></svg>", "mask_w": 264, "mask_h": 264}]
</instances>
